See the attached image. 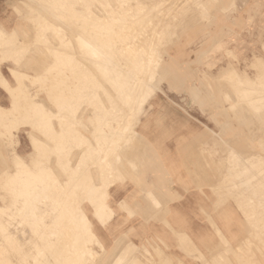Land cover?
Masks as SVG:
<instances>
[{
    "label": "rangeland",
    "instance_id": "1",
    "mask_svg": "<svg viewBox=\"0 0 264 264\" xmlns=\"http://www.w3.org/2000/svg\"><path fill=\"white\" fill-rule=\"evenodd\" d=\"M89 1L91 3L92 2L94 3L96 1L95 5H93V3L91 5V3H89L88 1H87L88 3H86V0H72V1L71 0H59V1L58 0H51V2L47 4L49 7L46 4H43L44 5L43 6V5L39 4L37 1H31V0H24V1L23 0H0V25H1V28H5L9 32L12 33V36H13V37L11 36L12 40H15V41L17 40V42L19 41L18 44H20V45L24 44V45H22L23 47L17 44L19 47L17 46L16 48H18V49L14 48L12 50L11 48H9V47L7 48L6 47V49L4 51L0 52V62L3 63V65H2V73L5 76V78L9 81L11 86H18V85L22 86L21 90L23 88V89L27 90L28 93L30 92L29 95L32 96L34 101H35V103H34L35 107L32 108V109L29 108L28 111L27 110H23L21 108H18L19 109V110H17L18 115L16 116L17 119L14 121L15 124L14 123L11 124L12 127L10 126V129L8 128L7 130H4L3 126L0 124V141H1L0 143H2V144H0V151H1L0 152V156L2 155L0 157L1 158L0 159V204H2L4 206H7L9 204L11 206L13 204V202H14V204L11 206L12 208L10 207L11 209L10 208L6 209V212L1 214V220H0V231H1V233H0V236L2 238H0V241L3 238H5V236H8V237H6L4 240H2L3 242L2 241L0 242V248L2 247L0 249V261H1L0 264H20L21 262H23L21 264H41V262L44 263V264H46V263L47 264H53V263L54 264H57V263L58 264H64V262H65V264H71V263L73 264L74 262H75L74 264H78V262H79V264H81L82 262H83V264H85V263L86 264H105V263L106 264H183L182 262H179V261L177 263L176 262L174 263V262H169V261L163 260V252L164 251L161 250L159 248V246H156V245H153V244H150L148 246H136L134 244L128 243V244H124V245H117L116 244L115 246H111V247L106 246L103 243H101L100 240L96 237V232L93 229V227H92V231L93 232L90 231L89 229H87V228H89V226L86 227L88 225V223L84 220V214L88 215V212H87L88 211L87 210L88 209L87 208L88 203H90L92 206H94L93 201L95 202L97 197L101 198L102 195H103L102 191L104 189V182H103V164L102 163H103V157H104V143H105V145H107L106 158L107 159H109V158H115L116 159L115 152L118 150L117 146L119 147L120 144H121L120 142H122L120 139H118L119 136H122V132H121V134L118 133L119 132L118 130H120L118 128L122 127V126H127V123L132 124L130 126L137 125L139 120H140V117L142 115L148 114L149 109H151V107H152L151 99L156 96L157 92L162 91L164 86H168V88H172V89L178 90L179 92H185L186 93V96H184L182 99L189 100L190 104L192 106L187 108L188 105H186V107L183 108L184 113L191 120H193L195 123H197L199 125H203L204 126V130H206V132L199 133L198 137L195 138V141L198 142V143H207V142L211 143L210 147L206 148L207 149V151H205L206 154L204 153L203 150H202V154H205L204 157H210L212 159V161H209V162L206 160L208 162L206 166L208 167V169L210 171H212V173L214 175V181H215L214 184L215 185L212 187V189L214 191V194H216V196L218 195V198H220V200L222 199L223 203L225 204L226 201L232 199L231 198V194L233 192H237L239 194L241 193L240 195L238 194V198L237 199H235V200L232 199L236 203V209L233 211L232 215L236 216L237 212H238V216H239L238 219H237V221H238V224H237L238 229L237 230L239 231L238 234L234 235L230 239L223 237L221 239L222 241L217 246H214L212 249H210L208 254H199V258L201 260L200 263L201 264H217V263H219V264H222V263L223 264H228V262L226 260L229 259V262H230L229 264H231V263L232 264H246L247 260L249 261L247 264H249V263L250 264H256L257 263V258H258L259 263H257V264H264V254H263L264 253V222H263L264 221V199H263V197H264V190H263L264 187L262 186V185H264V184H262V183H264V175H262L264 173V171H263L264 170V151H263L264 150V132H263L264 131V126H263L264 125L263 124L264 123V121H263V119H264V104H263L264 103V88H263L264 87V85H263L264 84V79L263 78L264 77L262 76L264 74V13L261 12L264 4L259 7V10H257V7H256V11H255L256 15H257V13H260V16L263 19L262 20H253V15H251V20H249L248 19V13H247V10H246L247 9V0H200V1H202V3L198 0L201 3V4L199 3V5H198V1H196V0H192L193 2L191 0H181V1L180 0H176L177 3L178 2H182L181 4L178 3L179 4L178 6H177V3H176V5H174V3L176 2L175 0H169L171 2H169L168 0H157V1H155V0L153 1L152 0V2H151V0H145L144 2H141L143 0H141V1L140 0H136V1L135 0H133V1H131V0H127V1L126 0H120V1L119 0H114L116 2H113V0H103V1L102 0H89ZM129 1H130V3H129ZM167 1L169 3L170 8H169V6H167L168 5ZM172 1H174V2H172ZM194 1H196V2H194ZM131 2H133V3H131ZM149 2H151V7H149V4H150ZM137 3L140 4L139 7H138L139 4L137 5ZM146 3H148L147 4L148 7L145 5ZM208 3H209V5H208ZM86 4L88 6H85ZM96 4L99 5V8H98V6ZM141 4H143L144 6H142ZM156 4H157V6H156ZM164 4H166L167 7ZM191 4H192V7H191ZM63 5H65V6H63ZM100 5H101L102 8L100 7ZM171 5H172V7H171ZM183 5H184L185 9L181 8V7H183ZM31 6L33 7V9H32ZM68 6H70V7H68ZM128 6L134 7V8H130ZM152 6H155V7L152 8ZM195 6H196V8H195ZM93 7H95V8L97 7L98 9H95ZM124 7H125V10H124ZM145 7H147L148 9L145 8ZM158 7H160V8H158ZM41 8L43 9V12H42ZM100 8H101V10H100ZM154 8L155 9L157 8V9L155 10ZM56 9H57V12H55ZM79 9H81V10H79ZM91 10L95 11V13L94 12L92 13ZM189 10H191V11H189ZM253 10H254V8H253V6H251V13L253 12ZM39 11H41L42 14ZM82 11L86 12L88 17L87 16L85 17V13H82ZM103 11L105 13L102 14ZM115 11H117V12H115ZM132 11L135 13V15H133L134 13H132ZM140 11H143V13L140 12ZM144 11H147V12H144ZM154 11H156L155 14H154ZM162 11H167L168 13L165 12L166 14H163L164 12L162 13ZM187 11H188V13H187ZM30 12H31V14H30ZM47 12H49L50 14H48ZM59 12L62 13V14H60ZM55 13H57V14H55ZM67 13H69V14H67ZM88 13H91V15L88 14ZM159 13H160V15H159ZM40 14L42 16H40ZM43 14L44 15L46 14L45 15L46 17ZM117 14H120V15H117ZM121 14L122 15L124 14V15L122 16ZM127 14L130 15V16H128ZM29 15H31V16L33 15L32 16L33 18L31 16H29ZM34 15H36V16H34ZM93 15H95L96 17L98 15L97 18L99 19V21ZM155 15H157L156 16L157 18L155 17ZM202 15H203V17H201ZM52 16H53V19H52ZM104 16H107L109 19H111L112 17L113 18L121 17V21H119L117 24H115L114 20H112V19L108 21V23H110V24H108V26L109 25L113 26V27H111V30H112V28H115L117 30V32L115 30H113L114 32L111 31L109 29L110 26L108 27L106 25H105V28L107 29V31L105 30V28L103 29L102 21H104V20L102 18H104ZM125 16H126V18L132 17L133 19L134 18L135 19L134 20H132V19H128L127 20L125 18ZM137 16H139V17H137ZM160 16L161 17L163 16L164 18L162 19ZM66 17H68V18H66ZM147 17L148 18L151 17V19L149 20ZM31 18H32V20H31ZM72 18H74V19L72 20ZM69 19H70V22H69ZM137 19L138 20L140 19L139 20L140 23L142 22L140 25H138L139 21ZM175 19H178V20L175 21ZM179 19H181V21ZM45 20H47V21H45ZM142 20H144L145 23L147 21V24L144 23L146 25L145 27L143 26V22L144 21H142ZM157 20H159V21H157ZM126 21H127V23H126ZM133 21L134 22L136 21V22L134 23ZM174 21H175V23H174ZM55 22H57L59 24L57 25V23H55ZM67 22L69 24H72L73 26L69 25ZM82 22H83V24H82ZM129 22H132V23L129 24ZM150 22L152 24H150ZM177 22H178V24H177ZM41 23L45 27H43ZM94 23H96V24H94ZM120 23H121V25H119ZM122 23H124V25ZM153 23H154V25H153ZM61 24L64 25L65 27L64 28L61 27L62 26ZM99 24H101V25H99ZM190 24H192V25L190 26ZM165 25H168V26L165 27ZM49 26L51 28L56 27V28H61L62 30L64 29L70 35L68 33L66 34V32H64V31H60V29L56 30V28L55 29H51L50 28V30L52 31L51 32L49 30ZM137 26H139V28H141V29H138ZM42 27L46 31L45 30L43 31ZM117 27H120V28H117ZM121 27L122 28L127 27L128 30L126 28L122 29ZM133 28H134V30H132ZM31 29L33 31H31ZM38 29L42 32L41 34H40V31ZM83 29L86 30L87 33H88V30H89L90 33L87 34ZM119 29H121L122 31L119 30ZM129 29L131 31H133V32H130ZM150 29H152L153 32H155V33H153L152 30H150ZM173 29H174V32H173ZM77 30H79L80 34L78 33ZM93 30H96L97 31L96 33H98V32L99 33L97 35H95L94 32L91 33ZM139 30H140L141 35L139 33ZM144 30H145L146 33L144 32ZM103 31L105 32V34L103 33ZM110 31H111L112 34L110 33ZM135 31H137L138 34ZM149 31H151V32L149 33ZM170 31H172L171 34H170ZM101 32H102V34H100ZM122 32H124V33H122ZM113 33H114V35H113ZM166 33H168V34H166ZM45 34H47V35H45ZM60 34H62V36L63 35H65V36H63V38H62L60 36ZM86 34H87L88 38H86L87 37V36H85ZM116 34L118 35L119 38L116 36ZM135 34H136V37H133V36H135ZM144 34H148L149 36L148 35H144ZM156 34H157V37H156ZM164 34H165V36H164ZM100 35H102V36H100ZM167 35H169V36H167ZM47 36L49 37V44L47 43L48 42V40H47L48 38L47 39L45 38ZM57 36H60V37H57ZM77 36L81 37V40ZM95 36H97V38H100V39H97V40H99L98 41L99 43L101 41H104V40H105V42L107 41V43H108V40H110L109 41L110 43L108 44L110 46L104 45L105 43L104 44H99L94 39ZM109 36L111 38H108ZM129 36H132V37L129 38ZM139 36H141V37H139ZM101 37L103 39H101ZM121 37L124 38V39L122 40ZM150 37H151L152 43H151V41L149 39ZM153 37H155V38H153ZM13 38H15V39H13ZM35 38H37L38 40H41V41L38 42L37 39L35 40ZM56 38H57V40L54 41ZM89 38L92 39V40H90ZM107 38H108V40H107ZM115 38H116V42L132 41V40L136 39V40H138L137 45L139 47L136 45V47L134 46L135 49L132 46L123 47L124 49L123 48H119V46H114L115 48H113V46L111 45V41H113V40L115 41ZM68 39L70 40L69 42L72 41V44L68 42ZM159 40H160V45H158L159 44V42H158ZM26 41L28 42V44H26L27 48H29V46L31 45L29 49H26V47H25V42ZM36 41H37V43H35ZM50 41H51V43H50ZM57 41H59V43ZM88 41L90 43L96 41V44L95 43H94V45L93 44L92 45L85 44V43H88ZM141 41H142V43H141ZM38 43H40V44H38ZM52 43H55V44H52ZM55 45H57V46H55ZM76 45H77V47H76L77 50H75V46ZM99 45L102 46V47H100ZM37 46H38V49H37ZM47 46H48V48H47ZM61 46H64L65 48L63 49ZM68 46H70V47H68ZM106 46H108V47L106 48ZM55 47H57V51L54 52ZM72 47L75 50V52L74 51L71 52L73 50ZM83 47L85 49H83ZM52 48H54V50ZM67 48H71L72 50L71 49L67 50ZM105 48H106V50H105ZM136 48H138L141 51L137 50ZM58 49L59 50L61 49V51L63 50V54H61V51L58 52L59 51ZM65 49L68 51L67 56H66V52L67 51L64 52ZM88 49H90L91 51L88 50ZM93 49H95L97 54H96V52ZM118 49H120V50H118ZM149 49H151V50L153 49V50L151 51ZM15 50H17V51L15 52ZM25 50H27V52ZM101 50L102 51L104 50L103 51L104 53ZM143 50H145V52H143ZM10 51H11V53H10ZM22 51L23 52L25 51L26 53H28V55H27L28 57L27 56L25 57L26 53L24 52V54H23ZM33 51H34V54H33ZM49 51L50 52L53 51L54 53L52 52V54H51V53H49ZM92 51H94V52H92ZM127 51H129V52H127ZM137 51H139L138 54H140V55L142 54V56H144V55L145 56L144 57H140V55L137 54ZM153 51H155V52H153ZM69 52H71V54ZM85 52H86V54L88 53L89 55H91L92 58L89 55H87V57L89 56L88 57L89 60L86 59L87 57L84 58V56H86ZM90 52H92V53H90ZM115 52L118 53V54H116ZM120 52L122 53V55H121ZM146 52L149 53V54L146 55ZM16 53H17V55H20L22 57L21 59H19L20 56H18V59L20 60V62L17 65L14 64V62L12 60H10V56H9V54L10 55L11 54L15 55ZM56 53L58 55H60V56L57 55L58 57L55 56V58L57 60L54 57L52 58V56L56 55ZM82 53H84L85 55H81ZM109 53H110V55H108ZM31 54L33 55V57H32ZM35 54H37V55H35ZM100 54H101V57L104 56V55H107V56L102 57L101 59L104 62L105 61L106 62L110 61V63L107 64L106 62L104 63L103 61H101L100 58H98V57H100ZM136 54H137V56H136ZM41 55L44 58V60H42L43 58L41 57ZM97 55H99V56H97ZM114 55L116 56V58H117V55H119L118 56V60H117L118 63H117V61L112 59V58L115 57ZM123 55H124L125 59H124ZM125 55L127 56V58L129 60L126 58ZM160 55H162L161 56L162 58L160 57ZM8 56H9V58H8ZM36 56H39V57H36ZM47 56H49V57H47ZM120 56H122V58ZM131 56H133L132 57L133 60L131 59ZM157 56H158V59H157ZM79 57H80V59H79ZM106 57L109 58V59L106 60L107 59ZM26 58H29L28 59L29 61ZM30 58H31L32 62L30 61ZM49 58L51 59V61L49 60ZM61 58H63V59H61ZM75 58H77V59H75ZM81 58L84 61H82ZM90 58H91V60L94 59L93 60L94 62L91 61ZM47 59H48V62H47ZM65 59L67 61H64ZM122 59L124 60V62L122 61ZM39 60H41V61H39ZM61 60H62V62H61ZM68 60H70V61H68ZM72 60H73V62H72ZM21 61H22V63H21ZM23 61L25 63L24 65H22ZM36 61H38L39 63L38 62L36 63ZM42 61H45V62H42ZM89 61H91V63ZM100 61L102 63H104V64H100L101 63ZM119 61H122L123 65L125 64V61H127V62L129 61L130 63L129 64L127 63V65L130 66V64H132L131 65L132 67L136 66L137 68L135 67L133 69L130 66L131 69L134 71V74H136V75H134L133 72H131L132 70H130V67H128L127 65L126 66L125 65L121 66L122 64L120 65ZM135 61H136V63H135ZM152 61H154V63ZM71 62L73 63V65H72ZM82 62H84L83 65H82ZM111 62L114 63L116 66L113 65ZM148 62H149V64H148ZM151 62H152V66L157 63V65H155V66H158V67L157 68L155 66L152 67L151 66ZM30 63H31V65H30ZM43 63H45L46 65H44ZM58 63H59V65H58ZM133 63H134V65H133ZM27 64H29V66ZM74 64L77 65V66H75ZM97 64H99V65L97 66ZM105 64H107L108 67ZM110 64H112L111 67H109ZM33 65H34V67H37V69H38V67L39 68L41 67L42 69L40 68V69L37 70L35 68L36 69L35 70L32 67ZM63 65H65L66 68ZM67 65L70 66V67H68ZM100 65H102V66H100ZM103 65H105V67L109 68L110 72H108L109 69L104 68ZM148 65L150 66V68L148 67ZM46 66H48V67H46ZM87 66H88V68H87ZM117 66H118V68L122 69V70L120 69L119 73H116V71L118 72ZM140 66H141V69H140ZM225 66L227 68H225ZM55 67L58 70L61 69L60 70L61 72L64 69L65 71H63V72L65 74H64L63 78L60 79V81H59V78H56V84H55L56 86H55L54 90L56 92H58L59 88L61 89V87H59V86H61V85L63 86L62 89H64V90H62V92L63 93L65 92V95H63L64 99L63 98L62 99L65 101L66 106H67V103L70 102V101H71V103L75 104V105H72V109H73V107L75 109H73V110L70 109L69 110L72 114H70V112L68 110H66V112L62 111L63 114L59 110H58V113L56 112L57 115L54 114V113L51 114V112H53V108L52 107H54V106H53V102H52L50 96H54L53 95L54 91L53 92L51 91L50 93L46 91L45 86H44V84H45L44 81L46 80V78L44 76H46L47 71H49L51 69H54ZM72 67H75V68L72 69ZM76 67H77V69L79 67L80 68L77 70ZM112 67H114L115 69L112 68ZM138 67H139V69H138ZM101 68L104 71L106 69V71L105 72L103 70L101 71ZM12 69L17 70L19 81L17 79H15ZM80 69H82V70H80ZM85 69H88V70L91 69V70L90 71H88V70L85 71ZM94 69L96 70V72H95ZM156 69H157V71H156ZM112 70H115V73L118 76L114 73V71L112 72ZM159 70H162V71H159ZM37 71H39V72L41 71V72L39 73ZM123 71L126 72V73H123ZM35 72H37V74ZM141 72H144V73H141ZM80 73H81V75H80ZM109 73L111 75H113V76L116 75L115 77H117V78L113 80V76L111 77V75ZM127 73H128V75L130 74L129 75L130 77L128 75H126V76L124 75V74H127ZM154 73H155V75H154ZM85 74L88 75V78L91 79V80H89ZM143 74H144V76L146 74V78L152 77V83L151 84H147V85L145 84L147 87H149V85L153 84L152 85L153 87H151L152 90H150V89H146L145 90L144 88L142 89V87H140V86H136V88H134L135 87L134 85H135V82H136L137 78L140 77V76H143ZM36 75L38 77H41V79L38 78ZM67 75H69V76H67ZM105 75H107V76H105ZM259 75H260L261 79L258 77ZM76 76H79L80 78L78 77L79 78L78 79ZM94 76H96L97 78L94 77ZM84 77H86V78H84ZM106 77L108 78V80L106 79ZM120 77H123V78L120 79ZM81 78H82V80L84 79L83 82H82L83 84L81 83V81H82ZM213 78H215V79L213 80ZM230 78H232V81H231ZM37 79H38V81H37ZM94 79H95V82L92 83V80H94ZM99 79H100V82L98 81ZM134 79H135V82H134ZM39 80H40V83H39ZM115 80H116V82L118 80V82L116 83ZM248 80H250L251 82L248 81ZM252 80H254V81H252ZM31 81L32 82L36 81V82L32 83ZM219 81L222 82V84ZM229 81H231V82H229ZM255 81H256V83H255ZM88 82L90 83L89 85H88ZM247 82H249V83H247ZM84 83H85V86H84ZM99 83H102V85L99 84ZM111 83L114 86H116L117 84H119L120 86L117 85L119 88L117 86H116L117 87L116 88ZM94 84H96V86ZM228 84L229 85L231 84V85L229 86ZM255 84H256V86H255ZM90 85H92L93 87L90 88ZM108 85L110 86L109 88H108ZM234 85H235V87L238 86V87H236L237 89H235ZM75 86H76V88H75ZM244 86H245V88L246 87L248 88V91H247V88L246 89L244 88ZM24 87H26V88H24ZM82 87H84L85 89L82 88ZM123 87L125 89H123ZM137 87H139L140 89L139 88L137 89ZM143 87H144V85H143ZM257 87H259V88H257ZM3 88H5V87L3 86V84L0 83V91L3 93V96H0V105H3L5 107H9V106L12 105L13 102H12V100L10 98V95ZM96 88L97 89L99 88L101 90H99V89L97 90ZM103 88H105V89H103ZM240 88H242V89H240ZM89 89H90L91 92H89ZM91 89H93V90H91ZM229 89H230V91L232 90L230 92L231 93L230 96H229V93H227V91H229ZM74 90L77 93L74 92ZM106 90H107V92H109L108 96L105 94V93H107ZM117 90H119V91H117ZM136 90H137V93H136ZM138 90H140V91H138ZM142 90H145L144 92H146V93L147 92L149 93L150 91H152L153 94L148 96V99L145 102L143 108L139 109L138 108V103H139V101H141L144 98L143 94H142L144 92ZM220 90H221V92H220ZM259 90H261V91L263 90V94H262L261 91L259 92ZM86 91H88V92H86ZM110 91L113 93L112 95H111ZM126 91H128V92H126ZM204 91H206V92H204ZM249 91H250V93H254L255 97L259 98V100L258 99L256 100V98L253 97L254 94L248 93ZM121 92H123V93L121 94ZM210 93H212V96H211ZM245 93L247 94L249 99H248L247 96H246L247 98L244 96V95H246ZM83 94L85 96H82ZM100 94L102 95V97H103V95L105 96V97H103L105 100L100 96ZM256 94H257V96H256ZM87 95L88 96L92 95L93 97L92 96L88 97ZM129 95H132V96H130L132 99L129 97L130 101H128L129 99H127L128 97H126V96H129ZM135 95H136V97H135ZM137 95H138V97H137ZM231 95H233V96H231ZM249 95H251L253 98L250 97ZM124 96H125L126 99L123 98ZM140 96L142 98H139ZM94 97H96V98L99 97L97 99L98 100L100 99L99 102H100V107L102 106L101 109H100V107H98L99 106L98 105L99 102L97 101V99L95 100ZM231 97L236 99V101L233 98H231ZM93 98H94V101L91 100ZM60 99H61V97H60ZM67 99H69V100H67ZM81 99H83V100L85 99V101H84L85 103ZM101 99H103V100H101ZM116 99H117V101H116ZM2 100H4V102H2ZM253 100H255L256 102L253 101ZM260 100H262V101H260ZM95 101L98 102L96 105H95ZM75 102H77L79 104L82 103V104L79 105V104H76ZM118 102L121 103V104L119 105ZM253 102H254V106H256V104L257 105L259 104L258 107L256 106L257 108H255L253 106ZM259 102H261V104H263V105L261 106V104ZM90 103H91L92 106L89 105ZM114 103L117 104V105H115ZM128 103L132 104V107H131V105L128 106L129 105ZM126 105H127V107H126ZM199 105L201 106V108H200L201 112L204 113V114H207L206 116H199L198 115L199 109H197V108L199 107ZM229 105L231 106L232 109L229 107ZM79 106L82 108V110L80 109ZM89 106L92 108L93 111L91 110V108H90V110H88ZM116 106L119 107L118 110H117ZM86 107H87V109H86ZM51 108H52V110L50 111ZM83 108H85V109H83ZM102 108H104L106 110H104ZM109 108H110L111 112L108 111ZM46 109L50 111L48 116L45 115V114H48V111ZM95 109H97L98 112ZM125 109H126V112L128 111L127 113L125 112ZM241 109L242 110L244 109L243 110L244 113L241 112L242 111ZM54 110H57V109L54 107ZM86 110H88V111H86ZM235 110H237V111H235ZM43 111H45V113H43ZM107 111H108V113H107ZM114 111H116V112H114ZM83 112H84V114H83ZM87 112H89V113H87ZM100 112H102L101 113L102 116L100 114H99L100 116L98 115V113H100ZM122 112L126 113V114L123 113L125 116H121ZM134 112L137 113L136 118L133 117ZM226 112H227V114H226ZM238 112H239V114H238ZM26 113H28V115H32L33 116L32 117L33 118V122H34V118L36 119V121L34 122L35 123L34 127L21 126L20 125L21 123H23ZM41 113H43V114H41ZM118 113H120V115H118ZM95 114H96V116H95ZM103 114H105L106 116L103 117ZM66 115H67V117H65ZM97 115H98L99 118L97 117ZM38 116H39L40 119H38ZM68 116H70L71 118L68 117ZM107 117H108V120H107ZM112 117H113V120H112ZM114 117H115V119H114ZM246 117H248L249 119L246 118ZM46 118L47 119L51 118L50 121H51L52 125L51 124H47L49 121H46L47 120ZM62 118H64V120ZM123 118H125V119L123 120ZM253 118H254V120H253ZM52 119H53V121H52ZM71 119H73V120H71ZM236 119H238V120H236ZM21 120H23V121L21 122ZM67 120H69V121H67ZM104 120H105L106 124H105V122H103ZM45 121H46V123H45ZM73 121L74 122L76 121V122L74 123ZM244 121L246 123L249 122V123H247L249 125V127H247L248 125L246 123L243 124ZM253 121L254 122L256 121V123H254ZM52 122H54V123H52ZM82 122H84V123H82ZM44 123L46 124V127H45ZM87 123L89 124L90 128H92V129L89 128ZM258 123L262 124V125H259ZM59 124L62 127H60ZM223 124H224V126H220V125H223ZM251 124H252V126H251ZM47 125L48 126L51 125L52 127L47 128ZM65 125H67L66 126L67 128H69V126H71L72 127L71 130H75V132H76L75 133L74 131H72V132H74L75 135L71 134L72 133L70 131L71 127L68 130L65 127ZM98 125H100V126H98ZM253 125L255 126V128H254ZM86 127L88 128V130L85 129ZM100 127L105 132L103 130H101ZM259 127H260V129H258ZM62 128H64V129H62ZM132 128H128L127 131L131 130ZM217 128H218L219 131L216 133V129ZM248 128L249 129L251 128V129L249 130ZM257 129H258V131H257ZM8 130H10V131L8 132ZM55 130L56 131L59 130V131L56 133ZM96 130H97V133H95ZM132 131H134V130H132ZM31 132H33L32 133L33 135L31 134ZM50 132H51V134H50ZM116 133H118V135ZM258 133H259V135H258ZM132 134L133 133L130 131L129 135H132ZM35 135H38V136H35ZM85 136H87L89 139L86 140ZM105 136H106V139H105ZM74 137L77 140L73 139ZM79 138H80V140H79ZM93 138H95L96 140L93 139ZM220 138H221V140H220ZM33 139L34 140L38 139L39 144H42V148L40 147V149H39V151L37 153H33L34 152L33 151ZM40 139H41V141H44L45 143L41 142ZM70 139H72V140H70ZM91 139H93V141H91ZM257 139L259 141H257ZM64 140H66V142ZM110 140L114 141V142L116 140L117 146L114 147V145H116L114 142H113V144L111 142V145L109 146L108 142ZM58 141H59V143H58ZM61 141L63 142L64 146L62 145ZM87 141H91V142L88 143ZM67 143L69 145H67ZM72 143L74 145L73 147H71ZM92 143L94 145H92ZM221 144H222L223 147H226V148L222 149L221 147H219ZM262 144H263V146H262ZM1 146H3V147H1ZM58 146H60V148L62 146V148H61L62 150L61 149L59 150ZM84 147H85V149H84ZM75 148L77 150H74ZM231 148L233 149V151H231L232 150ZM52 150L54 151L53 155H52ZM63 150H64V152H63ZM67 150H69V151H67ZM98 150L101 153H99ZM235 150H237V152ZM240 150H244V151L247 150L246 152H243L247 156L244 155L243 158H242L243 154L241 155L242 152H240ZM222 151L225 153V155L223 157H220L219 153H221ZM62 152L65 155V157H64V155H62ZM67 152H68V154H67ZM69 152L71 153L72 156L73 155L74 156L70 157L71 155H69L70 154ZM72 152L73 153L76 152V153L72 154ZM78 152H80V153H78ZM248 153H249L250 156H248ZM234 154H235V157H234ZM253 154H255V155H253ZM50 155L53 156V157H51ZM76 155L78 156V159L76 158ZM84 155H85V158H84ZM93 156H94V158H93ZM216 156H219V157L215 158ZM49 158H51L50 161H49ZM72 158H73V160H72ZM74 158L76 160H74ZM241 158L243 160H241ZM63 159L65 160V162H64ZM2 160H3V162H2ZM226 160H227V162H226ZM40 161H42V163ZM48 161H49L50 164L48 163ZM255 161H256V163H255ZM18 162H19V164H17ZM243 162H245V163H243ZM262 162H263V165L261 164ZM3 163L5 165H3ZM47 163L49 164L48 166H47ZM69 164H70L71 167L69 166ZM100 164H102V165H100ZM3 166H4V168H1ZM26 166H28V167H26ZM90 166H92V167H90ZM229 166H230V168H229ZM54 167H56L55 170L52 169ZM83 167H84V169H83ZM249 167H251V169ZM13 169H14V172H13ZM17 169H19L20 171L19 170L17 171ZM48 169H51V171L48 170ZM90 169L93 170V171L91 172ZM221 169H223V170H221ZM231 169H232V171H231ZM217 170H219V171L217 172ZM48 171H50V172H48ZM249 171H251V172H249ZM87 172H88V174H87ZM256 172H257V174L258 173L259 174L257 175ZM21 173H23V174L25 173V174L23 175ZM84 173H85V175H84ZM50 174H54V175L51 176ZM60 174L62 176L61 178L59 177ZM107 174H109V169L107 171ZM98 175H99V177H98L99 179L97 178ZM23 176H24V178H22ZM46 176H49V177H47L48 180H47ZM243 176H245V177H243ZM53 177H54V179L52 181L51 179ZM254 177L257 178V179H255ZM58 178H60V179H58ZM86 178H89V179L87 180ZM236 179H237V181H236ZM30 180L32 181V184L31 183H27V182H30ZM33 180H35L37 184L40 182V184H38V188L34 187L37 184L34 183L35 181H33ZM39 180H41V181H39ZM258 180H260V181H258ZM14 181H15V183H14ZM246 181H248V182H246ZM24 182H25V184H24ZM44 182H46V183H44ZM237 182L239 184V187H238ZM41 183H42V185H41ZM48 183H50V184H48ZM19 184H22L24 187L21 185V188H19L20 187ZM43 184H45V185H43ZM227 184H228V186H227ZM27 185L28 186L30 185V186L28 187ZM48 185L50 187H48ZM55 185H57V186L54 187ZM61 185H62V187L64 189L61 187ZM96 185H98V186L94 187ZM253 185L255 187H253ZM45 186H47V190L43 189ZM259 186H262V187L259 188ZM10 187H12V188H10ZM30 187L33 188V189H31ZM51 187L54 189V191H53V189L51 190L53 192H50ZM59 187L63 190L62 192H61V189L59 191H57V188H59ZM17 188H19V190ZM25 188H27V189H25ZM28 188L30 189V191L32 190L31 193H33V194L35 193L33 196L30 193V191L28 190ZM241 188H242V190H240ZM34 189H35V191H34ZM36 189H37V191H36ZM70 189H72L73 191L70 190ZM98 189H101V190L98 191ZM255 189L257 190V192H256ZM22 190H24V191L22 192ZM84 190H86L87 192L84 191ZM254 190H255V192H253ZM25 191L27 192V196L25 194L26 193ZM258 191H259V194H258ZM17 192L18 193L20 192V194L22 193L21 194L22 196L20 194L17 195L16 194ZM57 192H59V193H57ZM260 193H261V195H260ZM10 194H11L12 198H11ZM13 194H15V195H13ZM78 194L83 196L84 198L81 200L82 197L78 196ZM59 195H60V197H58ZM222 195H224V196H222ZM257 195H259V196H257ZM18 196L21 199H19ZM45 196H47L48 199H45ZM53 197H56V198H53ZM61 197H63L64 199H62ZM226 197L228 198V200H227ZM258 197H260V198H258ZM29 198H30V200H29ZM262 199H263V201H262ZM50 200H53V201H50ZM71 200H72L73 203L71 202ZM77 200H79L78 203H77ZM23 202H24V204H23ZM44 202H45L46 206L44 205ZM25 204L26 205L29 204V207L28 206L25 207ZM74 204L75 205L77 204L76 207H75ZM43 206H45V207H43ZM65 206H66V208H65ZM262 207H263V209H261ZM28 208H29V210H28ZM34 208L37 209V210H35ZM44 208H45V210H44ZM18 209L20 211H23V213L19 212ZM256 209H258V210H256ZM27 210H28V212H27ZM29 211H30V213H29ZM46 211L48 213H46ZM77 211H78V213H77ZM262 211H263V213H262ZM73 212L76 215H74ZM250 212H252V213H250ZM61 213H62V215H61ZM256 213L257 214L259 213V214L257 215ZM22 214L25 217H23ZM49 214L52 215L53 217L50 216ZM68 214L70 216H67ZM259 215H260V217H259ZM16 216H19V218L16 217ZM28 216H30V217H28ZM20 217H22V218H20ZM24 218H26V220H24ZM62 218L64 220H62ZM65 218H67L68 221ZM5 219H7V221L10 220L9 223L12 224V226L9 223H7L6 221L3 222ZM27 219H29V220H27ZM74 219H75V221H74ZM39 221H40V223H39ZM79 221H80V223H79ZM26 222H27V224H24ZM57 222H59V223H57ZM253 222H255V224H253V226H252ZM3 223H6V224H3ZM38 223H39V225H38ZM69 223H73V224H69ZM8 224H9L8 228L9 229L11 228V230H9L8 228L5 227V225H8ZM28 224H31V226L33 224L34 227L32 228L31 226H28ZM233 224H235V222H233ZM261 225L263 226V228L261 227ZM78 226H80L79 227L80 229L78 228ZM30 227L33 230L32 233H34V235L36 236V237L35 236H33V237H35L37 240H40V241H36L35 238L31 237L32 233L30 234V232L32 230L30 229ZM41 227H42V230H41ZM253 227H254V229H253ZM26 228H27V230H26ZM23 229H24V231H23V234H22V230ZM28 229H29V231H28ZM51 229H52V232L50 231ZM248 229H249V231L251 233L248 231ZM8 230H9V232H8ZM57 230H59V231H57ZM74 230H75V233H74ZM259 231L262 232V233H260ZM18 232H19V234L21 232V235L23 237L21 235L19 236ZM24 232L26 234H28V235L24 234ZM3 233H4L5 236L1 235ZM41 233H42V235H41ZM239 233H241L242 235L239 234ZM15 234L18 235V236L16 237ZM43 234H44L46 239H47V237L49 239L45 240ZM24 235L27 238V240L24 239L25 238ZM63 235H65V236H63ZM80 235H82V236H80ZM9 236H10V239H11L12 242H10ZM39 236H40V238H38ZM19 237L20 238L22 237L23 239L21 238L22 239L21 240ZM57 237L58 238L60 237V238L58 239ZM63 237H66V240H64L65 238L63 239ZM250 238H252L251 239L252 241L249 240ZM18 239H20L21 242L18 241ZM72 239H73V241H72ZM87 239H89V241ZM14 240H15V242H14ZM16 240L18 242H20V243H17ZM24 240H26V241H24ZM32 240H34L36 242V244H38V245H35V242H33ZM253 240L255 241V243H254ZM4 241H6L7 243H5ZM8 241L10 243H12L13 245L15 243V245L13 246L12 244L8 243ZM27 241H29V243ZM80 241H81V243H80ZM42 242H45V243H42ZM252 244L254 245L253 247H252ZM1 245H4V246H1ZM6 245L9 247V249H7L8 247ZM81 245H82V247H81ZM62 246H64V247L62 248ZM76 246H77L78 249H74V248H76ZM241 246H242V249H241ZM4 247L7 249V251L5 250ZM10 247H13V249L10 248ZM14 247H15V249H14ZM18 248H20V249H18ZM38 248H39V250L42 249V250H45L46 252H43V251L40 250V252H41V255H40L38 253L39 252ZM49 248L51 249L50 250V252H51L50 254H48L49 251H47ZM226 248H228V249H226ZM16 249H18V250H16ZM251 249H253L254 251L257 250L258 252H256V251L255 252H251L252 251ZM24 250H27V251L29 250V251L26 253V251H24ZM33 250H34V252H33ZM35 250H38V251L36 252ZM57 250L59 251V253H58ZM74 250L75 251L77 250V252H76L77 255L73 254ZM30 251H32V252H30ZM83 251H84V253H83ZM12 252H14V253H12ZM21 252L23 253V255H22ZM196 252H198V251H196ZM229 252L231 253L230 255H229ZM240 252H241L242 255L240 254ZM233 253H235L236 255H234ZM250 253H251V255L249 256ZM3 254L5 256H3ZM37 254H39V255H37ZM54 254H56V256H54ZM71 254H73V255H71ZM216 254H217V256H216ZM218 254H222V255H218ZM224 254H226L225 257H224ZM8 255H9L10 258L8 257ZM35 255H36V258L38 256V258H40V259H38V258H37V260L33 259V258H35L34 257ZM42 255L43 256L45 255L44 256L45 259H41V258H43ZM49 255H50V257H49ZM27 256H29V258ZM39 256H41V257H39ZM78 256H80V257L78 258ZM236 256H237V259H236ZM59 257L63 258V260H60L61 258H59ZM66 257L68 259H70V260H68V262L73 261L71 259H74V260H77V261H73V262L68 263L66 261L67 260ZM118 257H120V259ZM211 257H212V259H211ZM6 258H8L7 261H6ZM51 258H52L53 261L51 260ZM64 258H65V260H64ZM224 258H226V259H224ZM242 258L244 259V262L242 261L243 260ZM245 258H246V263H245ZM14 259H16L18 262L16 260H14ZM22 259H25V260L22 261ZM8 260L11 263H9ZM19 260L21 262H19ZM43 260H44V262H43ZM46 260L49 261L50 263L46 262ZM57 260H60V261H57ZM61 261H62V263H61Z\"/></svg>",
    "mask_w": 264,
    "mask_h": 264
},
{
    "label": "crops",
    "instance_id": "2",
    "mask_svg": "<svg viewBox=\"0 0 264 264\" xmlns=\"http://www.w3.org/2000/svg\"><path fill=\"white\" fill-rule=\"evenodd\" d=\"M263 4L264 0H247L249 20L251 15L253 20L263 19L255 12ZM261 12L264 13V5ZM163 90L151 99V109L140 117L137 125L118 128L122 132L118 137L122 145L112 162V158H106L104 143L102 208L88 203L87 216L96 237L106 246L153 244L164 251L163 260L201 264L199 254H208L223 237L230 239L238 234L239 216L238 212L232 215L235 201L231 199L224 204L214 194V175L206 166L212 159L204 157L211 143L195 141L206 130L184 113L186 105L192 106L189 100L182 99L186 93L168 86ZM200 108L199 105L198 115L206 116ZM128 128H132V135L128 134ZM219 147L226 148L222 144ZM219 154L225 155L223 151ZM108 169L112 176L107 174ZM101 198L97 197L96 203Z\"/></svg>",
    "mask_w": 264,
    "mask_h": 264
},
{
    "label": "bare ground",
    "instance_id": "3",
    "mask_svg": "<svg viewBox=\"0 0 264 264\" xmlns=\"http://www.w3.org/2000/svg\"><path fill=\"white\" fill-rule=\"evenodd\" d=\"M23 1H24V0H23ZM31 1H37V2H38L39 4H41V5H43V4H46V5H47L48 3L51 2V0H31ZM58 1H59V0H58ZM71 1H72V0H71ZM87 1H88L89 3H91L89 0H86V3H88ZM102 1H103V0H102ZM119 1H120V0H119ZM126 1H127V0H126ZM131 1H133V0H131ZM135 1H136V0H135ZM135 1H134V2H135ZM140 1H141V0H140ZM144 1H145V0H143V1H141V2H144ZM153 1H154V0H153ZM155 1H157V0H155ZM168 1H169V0H168ZM168 1H167V4H168L167 6H169ZM175 1H176V0H175ZM180 1H181V0H180ZM191 1H192V0H191ZM196 1H198V0H196ZM196 1H194V2H196ZM199 1H200V0H199ZM199 1H198V5H199L200 2L202 3V1H200V2H199ZM29 2H30V1H29ZM95 2H96V1H95ZM95 2H94V3L92 2L93 5H95ZM109 2H110V1H109ZM113 2H116V1L113 0ZM151 2H152V0H151ZM151 2H149V3H150V4H149V7H151ZM160 2H161V1H160ZM160 2H159V3H160ZM169 2H171V1H169ZM172 2H174V1H172ZM187 2H188V1H187ZM192 2H193V1H192ZM204 2H205V1H204ZM211 2H212V1H211ZM231 2H232V1H231ZM72 3H73V2H72ZM83 3H84V2H83ZM92 3H91V5H92ZM125 3H126V2H125ZM129 3H130V1H129ZM131 3H133V2H131ZM139 3H140V2H139ZM139 3H137V5H138ZM153 3H154V2H153ZM153 3H152V4H153ZM157 3H158V2H157ZM176 3H177V1L174 3V5H176ZM178 3L181 4L182 2H178ZM178 3H177V6L179 5ZM190 3H191V2H190ZM201 3H200V4H201ZM216 3H217V2H216ZM216 3H215V4H216ZM52 4H53V3H52ZM57 4H58V3H57ZM63 4H64V3H63ZM70 4H71V3H70ZM70 4H69V5H70ZM99 4H100V3H99ZM103 4H104V3H103ZM135 4H136V3H135ZM147 4H148V3H146L145 5L147 6ZM186 4H187V3H186ZM193 4H194V3H193ZM89 5H90V4H89ZM96 5H97V4H96ZM111 5H112V4H111ZM133 5H134V4H133ZM141 5L144 6L143 4H141ZM162 5H163V4H162ZM164 5L166 6V4H164ZM187 5H188V4H187ZM195 5H196V4H195ZM208 5H209V3H208ZM43 6H44V5H43ZM47 6H48V5H47ZM52 6H53V5H52ZM63 6H65V5H63ZM85 6H88V5L86 4ZM97 6H98V8H99V5H97ZM112 6H113V5H112ZM135 6H136V5H135ZM139 6H140V4L138 5V7H139ZM156 6H157V4H156ZM167 6H166V7H167ZM185 6H186V5H185ZM221 6H222V5H221ZM31 7H32V6H31ZM34 7H35V6H34ZM48 7H49V6H48ZM48 7H47V8H48ZM68 7H70V6H68ZM91 7H92V6H91ZM100 7H101V5H100ZM109 7H110V6H109ZM128 7H130V6H128ZM147 7H148V6H147ZM147 7H145V8H147ZM153 7H155V6H152V8H153ZM162 7H163V6H162ZM171 7H172V5H171ZM191 7H192V4H191ZM191 7H190V8H191ZM39 8H40V7H39ZM59 8H60V7H59ZM87 8H88V7H87ZM93 8H95V7H93ZM98 8L96 7L95 9H98ZM101 8H102V7H101ZM101 8H100V10H101ZM130 8H134V7H130ZM158 8H160V7H158ZM169 8H170V6H169ZM181 8H184V5H183V7H181ZM190 8H189V9H190ZM195 8H196V6H195ZM195 8H194V9H195ZM205 8H206V7H205ZM209 8H210V7H209ZM17 9H18V8H17ZM19 9H20V8H19ZM32 9H33V7H32ZM41 9H42V8H41ZM53 9H54V8H53ZM57 9H58V8H57ZM57 9L55 10V12H57ZM69 9H70V8H69ZM72 9H73V8H72ZM95 9H94V10H95ZM111 9H112V8H111ZM121 9H122V8H121ZM142 9H143V8H142ZM147 9H148V8H147ZM154 9H155V8H154ZM156 9H157V8H156ZM156 9H155V10H156ZM162 9H163V8H162ZM164 9H165V8H164ZM174 9H175V8H174ZM174 9H173V10H174ZM184 9H185V8H184ZM184 9H183V10H184ZM186 9H187V8H186ZM20 10H21V9H20ZM22 10H23V9H22ZM37 10H38V9H37ZM79 10H81V9H79ZM79 10H78V11H79ZM87 10H88V9H87ZM89 10H90V9H89ZM124 10H125V7H124ZM138 10H139V9H138ZM149 10H150V9H149ZM160 10H161V9H160ZM165 10H166V9H165ZM178 10H179V9H178ZM205 10H206V9H205ZM29 11H30V10H29ZM70 11H71V10H70ZM70 11H69V12H70ZM91 11H92V10H91ZM128 11H129V10H128ZM189 11H191V10H189ZM39 12L41 13V11H39ZM42 12H43V9H42ZM76 12H77V11H76ZM80 12H81V11H80ZM93 12L95 13V11H92V13H93ZM96 12H97V11H96ZM98 12H99V11H98ZM100 12H101V11H100ZM111 12H112V11H111ZM115 12H117V11H115ZM129 12H130V11H129ZM138 12H139V11H138ZM140 12L143 13V11H140ZM144 12H147V11H144ZM163 12H164V13H163ZM165 12H167V11H162L163 14H166ZM192 12H193V11H192ZM205 12H206V11H205ZM27 13H28V12H27ZM34 13H35V12H34ZM34 13H33V14H34ZM47 13L50 14L49 12H47ZM47 13H46V14H47ZM59 13H60V12H59ZM82 13H85V17L87 16L86 12H83V11H82ZM103 13H105V12L103 11L102 14H103ZM120 13H121V12H120ZM132 13H134V12L132 11ZM136 13H137V12H136ZM148 13H149V12H148ZM151 13H152V12H151ZM155 13H156V11H154V14H155ZM157 13H158V12H157ZM160 13H161V12H160ZM160 13H159V15H160ZM167 13H168V12H167ZM184 13H185V12H184ZM184 13H183V14H184ZM187 13H188V11H187ZM25 14H26V13H25ZM30 14H31V12H30ZM41 14H42V13H41ZM41 14H40V16H42ZM46 14H45V15H46ZM55 14H57V13H55ZM60 14H62V13H60ZM67 14H69V13H67ZM75 14H76V13H75ZM88 14L91 15V13H88ZM100 14H101V13H100ZM100 14H99V15H100ZM128 14H129V13H128ZM128 14H127V15H128ZM138 14H139V13H138ZM140 14H141V13H140ZM144 14H145V13H144ZM178 14H179V13H178ZM180 14H181V13H180ZM183 14H182V15H183ZM195 14H196V13H195ZM43 15H44V14H43ZM45 15H44V16H45ZM70 15H71V14H70ZM80 15H81V14H80ZM105 15H106V14H105ZM109 15H110V14H109ZM117 15H120V14H117ZM117 15H116V16H117ZM121 15H122V14H121ZM123 15H124V14H123ZM123 15H122V16H123ZM133 15H135V13H134ZM142 15H143V14H142ZM157 15H158V14H157ZM157 15H155V17H156ZM159 15H158V16H159ZM161 15H162V14H161ZM182 15H181V16H182ZM29 16H31V15H29ZM29 16H28V17H29ZM32 16H33V15H32ZM32 16H31V17H32ZM34 16H36V15H34ZM49 16H50V15H49ZM93 16H95V15H93ZM93 16H92V17H93ZM102 16H103V15H102ZM128 16H130V15H128ZM139 16H140V15H139ZM139 16H137V17H139ZM144 16H145V15H144ZM149 16H150V15H149ZM181 16H180V17H181ZM184 16H185V15H184ZM184 16H183V17H184ZM25 17H26V16H25ZM45 17H46V16H45ZM59 17H60V16H59ZM71 17H72V16H71ZM79 17H80V16H79ZM87 17H88V16H87ZM89 17H90V16H89ZM95 17H96V16H95ZM97 17H98V15H97ZM97 17H96V18H97ZM137 17H136V18H137ZM145 17H146V16H145ZM160 17H161V16H160ZM167 17H168V16H167ZM186 17H187V16H186ZM201 17H203V15H202ZM201 17H200V18H201ZM32 18H33V17H32ZM32 18H31V20H32ZM55 18H56V17H55ZM66 18H68V17H66ZM96 18H95V19H96ZM99 18H100V17H99ZM125 18H126V16H125ZM141 18H142V17H141ZM147 18H148V17H147ZM156 18H157V17H156ZM161 18L163 19L164 17L162 16ZM165 18H166V17H165ZM25 19H26V18H25ZM42 19H43V18H42ZM48 19H49V18H48ZM48 19H47V20H48ZM52 19H53V16H52ZM62 19H63V18H62ZM73 19H74V18H72V20H73ZM90 19H91V18H90ZM97 19H98V18H97ZM102 19L104 20V21H102V23H103V24H102L103 29L105 28V25L108 26V24H110V23H108V21L111 20V19L114 20V23H115V24H117L119 21H121V17H115V18L112 17L111 19H109L107 16H104V18H102ZM126 19H127V20H128V19H132V20H134L135 18L133 19L132 17H130V18H126ZM148 19L150 20L151 17H149ZM173 19H174V18H173ZM181 19H182V18H181ZM181 19H179V20L181 21ZM186 19H187V18H186ZM38 20H39V19H38ZM47 20H45V21H47ZM49 20H50V19H49ZM55 20H56V19H55ZM80 20H81V19H80ZM137 20H138V19H137ZM139 20H140V19H139ZM139 20H138V21H139ZM144 20H145V19H144ZM144 20H142V21H144ZM149 20H148V21H149ZM176 20H178V19H175V21H176ZM43 21H44V20H43ZM59 21H60V20H59ZM98 21H99V19H98ZM151 21H152V20H151ZM157 21H159V20H157ZM175 21H174V23H175ZM180 21H179V22H180ZM185 21H186V20H185ZM200 21H201V20H200ZM48 22H49V21H48ZM52 22H53V21H52ZM69 22H70V19H69ZM72 22H73V21H72ZM75 22H76V21H75ZM91 22H92V21H91ZM91 22H90V23H91ZM112 22H113V21H112ZM122 22H123V21H122ZM133 22H134V21H133ZM135 22H136V21H135ZM135 22H134V23H135ZM153 22H154V21H153ZM187 22H188V21H187ZM38 23H39V22H38ZM55 23H57V22H55ZM60 23H61V22H60ZM67 23H68V22H67ZM80 23H81V22H80ZM126 23H127V21H126ZM130 23H132V22H129V24H130ZM137 23H138V22H137ZM141 23H142V22H141ZM141 23H140V21H139V24H138V25H140ZM144 23H145V21L143 22V26L145 27V26H146L145 24H147V21H146L145 24H144ZM148 23H149V22H148ZM154 23H155V22H154ZM154 23H153V25H154ZM156 23H157V22H156ZM197 23H198V22H197ZM28 24H29V23H28ZM41 24H42V23H41ZM58 24H59V23H57V25H58ZM68 24H69V23H68ZM82 24H83V22H82ZM82 24H81V25H82ZM94 24H96V23H94ZM94 24H93V25H94ZM122 24L124 25V23H122ZM150 24H152V23L150 22ZM170 24H171V23H170ZM177 24H178V22H177ZM194 24H195V23H194ZM212 24H213V23H212ZM38 25H39V24H38ZM45 25H46V24H45ZM53 25H54V24H53ZM53 25H52V26H53ZM61 25H62V24H61ZM69 25H72V24H69ZM77 25H78V24H77ZM93 25H92V26H93ZM99 25H101V24H99ZM119 25H121V23H120ZM173 25H174V24H173ZM185 25H186V24H185ZM191 25H192V24H190V26H191ZM42 26H43V24H42ZM59 26H60V25H59ZM72 26H73V25H72ZM87 26H88V25H87ZM94 26H95V25H94ZM109 26H110V25H109ZM109 26H108V27H109ZM126 26H127V25H126ZM128 26H129V25H128ZM166 26H168V25H165V27H166ZM40 27H41V26H40ZM43 27H45V26H43ZM43 27H42V28H43ZM61 27L64 28L65 26L62 25ZM84 27H85V26H84ZM96 27H97V26H96ZM111 27H113V26H110V27H109L110 30H111ZM115 27H116V26H115ZM122 27H123V26H122ZM122 27H121V28H122ZM132 27H133V26H132ZM137 27H138V29H141V28H139V26H137ZM163 27H164V26H163ZM174 27H175V26H174ZM185 27H186V26H185ZM185 27H184V28H185ZM31 28H32V27H31ZM47 28H48V27H47ZM50 28H51V27L49 26V30H50ZM55 28H56V27L51 28V29H55ZM117 28H120V27H117ZM124 28L127 29V27H124ZM124 28H122V29H124ZM130 28H131V27H130ZM134 28H135V27H134ZM134 28H133L132 30H134ZM167 28H168V27H167ZM186 28H187V27H186ZM40 29H41V28H40ZM57 29H60V31H64V32H66L64 29L62 30L61 28H56V30H57ZM66 29H67V28H66ZM75 29H76V28H75ZM78 29H79V28H78ZM94 29H95V28H94ZM101 29H102V28H101ZM126 29H125V30H126ZM168 29H169V28H168ZM38 30H39V29H38ZM44 30H45V29L43 28V31H44ZM68 30H69V29H68ZM79 30H80V29H79ZM79 30H77L78 33H79ZM83 30H84V29H83ZM98 30H99V29H98ZM105 30L107 31L106 28H105ZM105 30H104V31H105ZM113 30H115V31L117 32V30H116L115 28H112L111 31H113ZM119 30H121V29H119ZM127 30H128V29H127ZM129 30H130V29H129ZM135 30H136V29H135ZM148 30H149V29H148ZM150 30H152V29H150ZM166 30H167V29H166ZM179 30H180V29H179ZM31 31H33V30L31 29ZM39 31H40V30H39ZM45 31H46V30H45ZM47 31H48V30H47ZM50 31H51V30H50ZM80 31H81V30H80ZM84 31L86 32V30H84ZM100 31H101V30H100ZM104 31H103V33L105 34ZM111 31H110V33H111ZM121 31H122V30H121ZM142 31H143V30H142ZM177 31H178V30H177ZM177 31H176V32H177ZM51 32H52V31H51ZM82 32H83V31H82ZM82 32H81V33H82ZM93 32H94L95 35H97V34L99 33V32L96 33V32H97L96 30H93L91 33H93ZM113 32H114V31H113ZM116 32H115V33H116ZM125 32H126V31H125ZM130 32H133V31L130 30ZM135 32H137V31H135ZM144 32H145V30H144ZM150 32H151V31H149V33H150ZM152 32H153V30H152ZM168 32H169V31H168ZM171 32H172V31H170V34H171ZM173 32H174V29H173ZM41 33H42V32L40 31V34H41ZM45 33H46V32H45ZM57 33H58V32H57ZM60 33H61V32H60ZM67 33H68V32H66V34H67ZM86 33H87V32H86ZM88 33H90L89 30H88ZM88 33H87V34H88ZM122 33H124V32H122ZM127 33H128V32H127ZM127 33H126V34H127ZM139 33H140V30H139ZM142 33H143V32H142ZM145 33H146V32H145ZM153 33H155V32H153ZM32 34H33V33H32ZM43 34H44V33H43ZM68 34H69V33H68ZM72 34H73V33H72ZM79 34H80V33H79ZM83 34H84V33H83ZM87 34H86L85 36H87ZM100 34H102V32H101ZM111 34H112V33H111ZM118 34H119V33H118ZM137 34H138V32H137ZM162 34H163V33H162ZM166 34H168V33H166ZM176 34H177V33H176ZM45 35H47V34H45ZM50 35H51V34H50ZM53 35H54V34H53ZM69 35H70V34H69ZM108 35H109V34H108ZM113 35H114V33H113ZM113 35H112V36H113ZM140 35H141V33H140ZM144 35H148V34H144ZM158 35H159V34H158ZM11 36H12V33L9 32V31H8L7 29H5V28H1V25H0V52L4 51V50L6 49V47H7V48H8V47L11 48L12 50H13L14 48H15V49H18V48H16V47H17L18 45H20V44H18L19 41L17 42V40H16V41H15V40H12V37H13V36H12V37H11ZM31 36H32V35H31ZM60 36L63 38V36H65V35L62 36V34H60ZM60 36H57V37H60ZM67 36H68V35H67ZM72 36H73V35H72ZM89 36H90V35H89ZM100 36H102V35H100ZM104 36H105V35H104ZM116 36L118 37L117 34H116ZM120 36H121V35H120ZM123 36H124V35H123ZM148 36H149V35H148ZM162 36H163V35H162ZM164 36H165V34H164ZM167 36H169V35H167ZM172 36H173V35H172ZM14 37H15V36H14ZM55 37H56V36H55ZM70 37H71V36H70ZM77 37H79V36H77ZM92 37H93V36H92ZM130 37H132V36H129V38H130ZM133 37H136V34H135V36H133ZM139 37H141V36H139ZM156 37H157V34H156ZM45 38H46V39L48 38V39H47V40H48L47 43L49 44V37L47 36V37H45ZM52 38H53V37H52ZM72 38H73V37H72ZM75 38H76V37H75ZM86 38H88V36H87ZM108 38H111V37L109 36ZM108 38H107V40H108ZM118 38H119V37H118ZM118 38H117V39H118ZM145 38H146V37H145ZM153 38H155V37H153ZM178 38H179V37H178ZM13 39H15V38H13ZM36 39H37V38H35V40H36ZM79 39L81 40V37H79ZM89 39H90V38H89ZM94 39L98 42L99 40H97V39H100V38H97V36H95ZM101 39H103V38L101 37ZM121 39L123 40L124 38L121 37ZM149 39H150V41H151V37H150ZM172 39H173V38H172ZM172 39H171V40H172ZM43 40H44V39H43ZM56 40H57V38H56L54 41H56ZM90 40H92V39H90ZM112 40H113V39H112ZM118 40H119V39H118ZM142 40H143V39H142ZM160 40H161V39H160ZM160 40L158 41V42H159L158 45H160ZM37 41L40 42L41 40H38V39H37ZM37 41H36L35 43H37ZM52 41H53V40H52ZM69 41H70V40L68 39V42H69ZM93 41H94V40H93ZM96 41H95V42H91V43L88 41V43H85V44H88V45H89V44H90V45L93 44V45H94V43L96 44ZM109 41H110V40H108V43H107V41L105 42V40H104V41H101L100 43H99V42H98V43H99V44H104V43H105L104 45H108V44L110 43ZM26 42H27V41H26ZM26 42H25V47H26V49H29L31 45H30V46L28 45L29 48H27L26 44H28V42H27V43H26ZM42 42H43V41H42ZM57 42L59 43V41H57ZM73 42H74V41H73ZM85 42H86V41H85ZM137 42H138V40H136V39H134V40H132V41H121V42H116V38H115V41H114V40L111 41V45L113 46V48H115L114 46H119V48L130 47V46H132V47L134 48V46L136 47ZM139 42H140V41H139ZM146 42H147V41H146ZM156 42H157V41H156ZM30 43H31V42H30ZM32 43H33V42H32ZM50 43H51V41H50ZM58 43H57V44H58ZM64 43H65V42H64ZM69 43L72 44V41L69 42ZM81 43H82V42H81ZM81 43H80V44H81ZM83 43H84V42H83ZM98 43H97V44H98ZM141 43H142V41H141ZM143 43H144V42H143ZM151 43H152V41H151ZM17 44H18V45H17ZM38 44H40V43H38ZM52 44H55V43H52ZM61 44H62V43H61ZM74 44H75V43H74ZM138 44H139V43H138ZM22 45H24V44H22ZM22 45H20V46H22ZM50 45H51V44H50ZM62 45H63V44H62ZM139 45H140V44H139ZM151 45H152V44H151ZM154 45H155V44H154ZM162 45H163V44H162ZM33 46H34V45H33ZM45 46H46V45H45ZM51 46H52V45H51ZM55 46H57V45H55ZM70 46H71V45H70ZM70 46H68V47H70ZM78 46H79V45H78ZM80 46H81V45H80ZM85 46H86V45H85ZM95 46H96V45H95ZM97 46H98V45H97ZM99 46H100V45H99ZM108 46H110V45H108ZM108 46H106V48H107ZM112 46H111V47H112ZM137 46H138V45H137ZM140 46H141V45H140ZM18 47H19V46H18ZM22 47H23V46H22ZM34 47H35V46H34ZM53 47H54V46H53ZM61 47H62L63 49L65 48L64 46H61ZM73 47H74V46H73ZM73 47H72V49H73ZM76 47H77V45L75 46V50H77ZM87 47H88V46H87ZM100 47H102V46H100ZM104 47H105V46H104ZM104 47H103V48H104ZM138 47H139V46H138ZM151 47H152V46H151ZM154 47H155V46H154ZM20 48H21V47H20ZM41 48H42V47H41ZM47 48H48V46H47ZM50 48H51V47H50ZM59 48H60V47H59ZM62 48H61V49H62ZM79 48H80V47H79ZM93 48H94V47H93ZM106 48H105V50H106ZM146 48H147V47H146ZM37 49H38V46H37ZM44 49H45V48H44ZM52 49L54 50V48H52ZM61 49H60V50L58 49V50H59L58 52H60ZM70 49H71V48H67V50H70ZM72 49H71V50H72ZM80 49H81V48H80ZM83 49H85V48L83 47ZM86 49H87V48H86ZM95 49H96V48H95ZM95 49H93V50L95 51ZM101 49H102V48H101ZM123 49H124V48H123ZM134 49H135V48H134ZM136 49L139 50L138 48H136ZM140 49H141V48H140ZM142 49H143V48H142ZM19 50H20V49H19ZM49 50H50V49H49ZM67 50L65 49L64 52L67 51ZM75 50L73 49L71 52H73V51L75 52ZM88 50H90V49H88ZM88 50H87V51H88ZM108 50H109V49H108ZM108 50H107V51H108ZM112 50H113V49H112ZM114 50H115V49H114ZM118 50H120V49H118ZM121 50H122V49H121ZM127 50H128V49H127ZM149 50H151V49H149ZM149 50H148V51H149ZM152 50H153V49H152ZM152 50H151V51H152ZM154 50H155V49H154ZM16 51H17V50H15V52H16ZM25 51L27 52V50H25ZM25 51H24V52H25ZM43 51H44V50H43ZM55 51H57V47H55L54 52H55ZM90 51H91V50H90ZM94 51H92V52H94ZM101 51H102V50H101ZM103 51H104V50H103ZM103 51H102V52H103ZM107 51H106V52H107ZM109 51H110V50H109ZM109 51H108V52H109ZM131 51H132V50H131ZM135 51H136V50H135ZM139 51H141V50H139ZM139 51H137V54H138ZM146 51H147V50H146ZM20 52H21V51H20ZM22 52H23V51H22ZM24 52H23V54H24ZM26 52H25V53H26ZM31 52H32V51H31ZM40 52H41V51H40ZM52 52H53V51H51V52L49 51V53H51V54H52ZM54 52H53V53H54ZM71 52H69V53L71 54ZM92 52H90V53H92ZM95 52H96V51H95ZM117 52H118V51H117ZM127 52H129V51H127ZM143 52H145V50H143ZM153 52H155V51H153ZM153 52H152V53H153ZM164 52H165V51H164ZM10 53H11V51H10ZM36 53H37V52H36ZM100 53H101V52H100ZM103 53H104V52H103ZM111 53H112V52H111ZM115 53H116V52H115ZM120 53H121V52H120ZM123 53H124V52H123ZM150 53H151V52H150ZM19 54H20V53H19ZM21 54H22V53H21ZM33 54H34V51H33ZM39 54H40V53H39ZM61 54H63V50L61 51ZM67 54H68V51L66 52V56H67ZM72 54H73V53H72ZM85 54H86V52H85ZM85 54L82 53L81 55H85ZM96 54H97V52H96ZM112 54H113V53H112ZM116 54H118V53H116ZM126 54H127V53H126ZM137 54H136V56H137ZM148 54H149V53L146 52V55H148ZM201 54H202V53H201ZM27 55H28V53H26L25 57H26ZM31 55H32V54H31ZM31 55H30V56H31ZM35 55H37V54H35ZM57 55H58V54L56 53V55H54V56L51 55V56H52V58H53V57L55 58V56H57ZM87 55H89V54L87 53L86 56H84V58L87 57ZM93 55H94V54H93ZM108 55H110V53H109ZM121 55H122V53H121ZM128 55H129V54H128ZM138 55H140V54H138ZM162 55H163V54H162ZM162 55H160V57H161ZM9 56H10V60H12V61L14 62V64H16V65L19 64V62H20L19 59L22 58L20 55H17V53H16L15 55H13V54L10 55V54H9ZM9 56H8V58H9ZM18 56H20L19 59H18ZM58 56H60V55H58ZM58 56H57V57H58ZM69 56H70V55H69ZM89 56L91 57V55H89ZM89 56H88V57H89ZM97 56H99V55H97ZM104 56H107V55H104ZM104 56H102V57H104ZM112 56H113V55H112ZM114 56H115V55H114ZM118 56H119V55H117V58H116V56H115L114 58H112V57H111V58L114 59L115 61H117V60H118ZM125 56H126V55H125ZM144 56H145V55H144ZM144 56H142V54L140 55V57H144ZM27 57H28V56H27ZM32 57H33V55H32ZM36 57H39V56H36ZM41 57H42V55H41ZM47 57H49V56H47ZM88 57H87L86 59L89 60ZM102 57H101V54H100V57H98V58H100V60L103 61V60L101 59ZM120 57L122 58V56H120ZM123 57H124V55H123ZM129 57H130V56H129ZM132 57H133V56H131V59H132ZM146 57H147V56H146ZM146 57H145V58H146ZM153 57H154V56H153ZM160 57H159V58H160ZM23 58H24V57H23ZM42 58H43V57H42ZM50 58H51V57H50ZM50 58H49V60L51 61L52 58H51V59H50ZM64 58H65V57H64ZM67 58H68V57H67ZM73 58H74V57H73ZM91 58H92V57H91ZM91 58H90V60H91ZM106 58H107V57H106ZM115 58H116V59H115ZM126 58H127V56H126ZM154 58H155V57H154ZM161 58H162V57H161ZM26 59L28 60L29 58H26ZM55 59H56V58H55ZM58 59H59V58H58ZM61 59H63V58H61ZM69 59H70V58H69ZM71 59H72V58H71ZM75 59H77V58H75ZM79 59H80V57H79ZM79 59H78V60H79ZM108 59H109V58H107L106 60H108ZM119 59H120V58H119ZM124 59H125V57H124ZM127 59H128V58H127ZM134 59H135V58H134ZM137 59H138V58H137ZM157 59H158V56H157ZM257 59H258V58H257ZM27 60H26V61H27ZM42 60H44V58H43ZM56 60H57V59H56ZM81 60H82V58H81ZM88 60H87V61H88ZM93 60H94V59H93ZM93 60H91V61H93ZM97 60H98V59H97ZM97 60H96V61H97ZM120 60H121V59H120ZM128 60H129V59H128ZM132 60H133V59H132ZM153 60H154V59H153ZM259 60H260V59H259ZM26 61H25V62H26ZM28 61H29V60H28ZM30 61L32 62L31 58H30ZM39 61H41V60H39ZM64 61H67V60L65 59ZM64 61H63V62H64ZM68 61H70V60H68ZM79 61H80V60H79ZM79 61H78V62H79ZM82 61H84V60H82ZM91 61H89V62L91 63ZM96 61H95V62H96ZM101 61H100V62H101ZM122 61L124 62L123 59H122ZM122 61H119V64H120V65L122 64L121 66H124V65L126 66L127 63H128V64L130 63L129 61H128V62L125 61V64L123 65V62H122ZM140 61H141V60H140ZM155 61H156V60H155ZM37 62H38V61H36V63H37ZM42 62H45V61H42ZM47 62H48V59H47ZM55 62H56V61H55ZM57 62H58V61H57ZM61 62H62V60H61ZM72 62H73V60H72ZM72 62H71V63H72ZM80 62H81V61H80ZM80 62H79V63H80ZM93 62H94V61H93ZM103 62H104V61H103ZM105 62H106V61H105ZM105 62H104V63H105ZM141 62H142V61H141ZM143 62H144V61H143ZM145 62H146V61H145ZM152 62L154 63V61H152ZM152 62H151V66H152ZM156 62H157V61H156ZM21 63H22V61H21ZM38 63H39V62H38ZM52 63H53V62H52ZM66 63H67V62H66ZM69 63H70V62H69ZM69 63H68V64H69ZM83 63H84V62H82V65H83ZM86 63H87V62H86ZM97 63H98V62H97ZM104 63L101 62L100 64H104ZM106 63L109 64L110 61H107ZM111 63H112V62H111ZM117 63H118V61H117ZM135 63H136V61H135ZM24 64H25V63H24V61H23V64H22V65H24ZM32 64H33V63H32ZM43 64L46 65L45 63H43ZM47 64H48V63H47ZM107 64H105V65L107 66ZM112 64L115 65L114 63H112ZM112 64H110L109 67H111ZM140 64H141V63H140ZM148 64H149V62H148ZM260 64H261V63H260ZM2 65H3V63L0 62V83L3 84V86L5 87V88H3V89H4V90L10 95V98H11V100H12V102H13L12 105L9 106V107H5V106H3V105H0V124L3 126L4 130H7L8 128L10 129L11 124H13L14 121L17 119L16 116L18 115V112H17V110H19L18 108H21V109H23V110H27V111H28L29 108L32 109V108L35 107V104H34L35 101H34L33 97L29 95L30 92L28 93V91L25 90V89H23V88H22V90H21V87H22V86H19V85H18V86H11V85H10L9 81L5 78V76H4L3 73H2ZM20 65H21V64H20ZM27 65L29 66V64H27ZM30 65H31V63H30ZM55 65H56V64H55ZM58 65H59V63H58ZM70 65H71V64H70ZM72 65H73V63H72ZM72 65H71V66H72ZM74 65H75V64H74ZM79 65H80V64H79ZM98 65H99V64H97V66H98ZM105 65H103L104 68L109 69V68H107L108 66L105 67ZM131 65H132V64H130V66H131ZM133 65H134V63H133ZM141 65H142V64H141ZM155 65H157V63H156ZM155 65H153V66H155ZM35 66H36V65H35ZM41 66H42V65H41ZM61 66H62V65H61ZM63 66L65 67V65H63ZM67 66H68V65H67ZM75 66H77V65H75ZM80 66H81V65H80ZM88 66H89V65H88ZM88 66H87V68H88ZM100 66H102V65H100ZM115 66H116V65H115ZM127 66L130 67L129 65H127ZM142 66H143V65H142ZM153 66H152V67H153ZM23 67H24V66H23ZM32 67H33L34 69H35V68L37 69V67H34V65H33ZM46 67H48V66H46ZM68 67H70V66H68ZM85 67H86V66H85ZM131 67H132V66H131ZM131 67H130V70H132V69L135 68L136 66L132 67V69H131ZM148 67L150 68L149 65H148ZM155 67L157 68L158 66H155ZM161 67H162V66H161ZM229 67H230V66H229ZM40 68H41V67H40ZM40 68L38 67V69H40ZM65 68H66V67H65ZM74 68H75V67H72V69H74ZM79 68H80V67H79ZM79 68H78V69H79ZM82 68H83V67H82ZM89 68H90V67H89ZM112 68H114V67H112ZM117 68H118V66H117ZM123 68H124V67H123ZM136 68H137V67H136ZM159 68H160V67H159ZM25 69H26V68H25ZM28 69H29V68H28ZM30 69H31V68H30ZM36 69H35V70H36ZM38 69H37V70H38ZM41 69H42V68H41ZM69 69H70V68H69ZM76 69H77V67H76ZM78 69H77V70H78ZM97 69H98V68H97ZM106 69H105V71H106ZM114 69H115V68H114ZM120 69H121V68H118V69H117L118 72L116 71V73H119V72H120ZM126 69H127V68H126ZM138 69H139V67H138ZM140 69H141V66H140ZM142 69H143V68H142ZM152 69H153V68H152ZM165 69H166V68H165ZM60 70H61V69H60ZM60 70H58V69L55 67L54 69H51V70L47 71L46 76H44V77L46 78V80L44 81V83H45L44 86H45L46 91L49 92V93H50L51 91H52V92L54 91V94H53L54 96H50V97H51V100H52V102H53V106H54L57 110H54V107H52V108H53V112H51V114H52V113L56 114V112L58 113V110H59L60 112H62V111H65V112H66V110L69 111L70 109H72V105H75L74 103H71V101H70V102L67 103V106H66V103H65V101L63 100V99H64L63 95H65V92H64V93L62 92V90H64V89H62V88H63L62 85L59 86V87H61V89L59 88V91H58V92H56V91L54 90V89H55V86H56V85H55V84H56V78H59V81H60V79L63 78V76H64V74H65V73L63 72V71H65L64 69H63L62 72H61ZM80 70H82V69H80ZM83 70H84V69H83ZM86 70H88V69H85V71H86ZM90 70H91V69H90ZM90 70H88V71H90ZM94 70H95V69H94ZM102 70H103V69L101 68V71H102ZM121 70H122V69H121ZM12 71H13V75H14L15 79H17V80L19 81V77H18L17 70L12 69ZM41 71H42V70H41ZM41 71H40V72H41ZM103 71H104V70H103ZM105 71H104V72H105ZM107 71H108V70H107ZM113 71H114V73H115V70H112V72H113ZM128 71H129V70H128ZM146 71H147V70H146ZM156 71H157V69H156ZM156 71H155V72H156ZM159 71H162V70H159ZM226 71H227V70H226ZM33 72H34V71H33ZM37 72H39V71H37ZM37 72H35V73L37 74ZM40 72H39V73H40ZM73 72H74V71H73ZM75 72H76V71H75ZM82 72H83V71H82ZM92 72H93V71H92ZM95 72H96V70H95ZM95 72H94V73H95ZM108 72H110V69H109ZM108 72H107V73H108ZM112 72H111V73H112ZM121 72H122V71H121ZM129 72H130V71H129ZM131 72H133V74H134V71H133V70H132ZM167 72H168V71H167ZM227 72H228V71H227ZM76 73H77V72H76ZM89 73H90V72H89ZM116 73H115V74H116ZM123 73H126V72L123 71ZM141 73H144V72H141ZM156 73H157V72H156ZM244 73H245V72H244ZM20 74H21V73H20ZM86 74H87V73H86ZM86 74H85V75H86ZM90 74H91V73H90ZM90 74H89V75H90ZM109 74H110V73H109ZM131 74H132V73H131ZM233 74H234V73H233ZM73 75H74V74H73ZM80 75H81V73H80ZM96 75H97V74H96ZM110 75H111V74H110ZM116 75H117V74H116ZM116 75H114V76L111 75V77L113 76V80L117 78V77H115ZM124 75L126 76V75H128V73H127V74H124ZM124 75H123V76H124ZM129 75H130V74H129ZM129 75H128V76H129ZM134 75H136V74H134ZM154 75H155V73H154ZM222 75H223V74H222ZM238 75H239V74H238ZM261 75H262V74H261ZM25 76H26V75H25ZM36 76H37V75H36ZM67 76H69V75H67ZM86 76H87V78H88V75H86ZM105 76H107V75H105ZM117 76H118V75H117ZM119 76H120V75H119ZM121 76H122V75H121ZM128 76H127V77H128ZM148 76H149V75H148ZM262 76L264 77V74H263ZM23 77H24V76H23ZM37 77H38V76H37ZM76 77L78 78L79 76H76ZM91 77H92V76H91ZM94 77H96V76H94ZM114 77H115V78H114ZM129 77H130V76H129ZM157 77H158V76H157ZM228 77H229V76H228ZM258 77L261 79L260 75H259ZM35 78H36V77H35ZM38 78L41 79V77H38ZM66 78H67V77H66ZM69 78H70V77H69ZM69 78H68V79H69ZM79 78H80V77H79ZM79 78H78V79H79ZM84 78H86V77H84ZM96 78H97V77H96ZM109 78H110V77H109ZM118 78H119V77H118ZM121 78H123V77H120V79H121ZM132 78H133V77H132ZM132 78H131V79H132ZM237 78H238V77H237ZM88 79H89V78H88ZM106 79L108 80L107 77H106ZM126 79H127V78H126ZM155 79H156V78H155ZM230 79H231V81H232V78H230ZM263 79H264V78H263ZM33 80H34V79H33ZM42 80H43V79H42ZM65 80H66V79H65ZM81 80H82V78H81ZM83 80H84V79H83ZM83 80L81 81V83L83 82ZM89 80H91V79H89ZM217 80H218V79H217ZM226 80H227V79H226ZM242 80H243V79H242ZM37 81H38V79H37ZM62 81H63V80H62ZM77 81H78V80H77ZM98 81L100 82V79H99ZM127 81H128V80H127ZM130 81H131V80H130ZM162 81H163V80H162ZM222 81H223V80H222ZM231 81H229V82H231ZM243 81H244V80H243ZM248 81H250V80H248ZM252 81H254V80H252ZM259 81H260V80H259ZM259 81H258V82H259ZM262 81H263V80H262ZM4 82H5V83H4ZM31 82H32V81H31ZM34 82H36V81H34ZM34 82H32V83H34ZM93 82H95V79L92 80V83H93ZM115 82H116V80H115ZM117 82H118V80H117ZM117 82H116V83H117ZM134 82H135V79H134ZM154 82H155V81H154ZM219 82H220V81H219ZM223 82H224V81H223ZM225 82H226V81H225ZM235 82H236V81H235ZM235 82H234V83H235ZM237 82H238V81H237ZM250 82H251V81H250ZM258 82H257V83H258ZM39 83H40V80H39ZM63 83H64V82H63ZM128 83H129V82H128ZM151 83H152V77H150V78H149V77L146 78V74H145V76H144V74H143V76H140V77L137 78V80H136V82H135V85H134V86H135L134 88H136V86H140V87H142V89L144 88L145 90H146V89H150V90H152L151 87H153V86H152L153 84H152V85H149V87L146 86L147 84H151ZM220 83L222 84V82H220ZM232 83H233V82H232ZM247 83H249V82H247ZM255 83H256V81H255ZM20 84H21V83H20ZM76 84H77V83H76ZM82 84H83V83H82ZM89 84H90V83L88 82V85H89ZM99 84L102 85V83H99ZM111 84H112V83H111ZM121 84H122V83H121ZM132 84H133V83H132ZM145 84H146V85H145ZM223 84H224V83H223ZM259 84H260V83H259ZM262 84H263V83H262ZM21 85H22V84H21ZM65 85H66V84H65ZM68 85H69V84H68ZM78 85H79V84H78ZM94 85L96 86V84H94ZM112 85H113V84H112ZM117 85H119V84H117ZM117 85H116V86H117ZM123 85H124V84H123ZM123 85H122V86H123ZM143 85H144V87H143ZM228 85H229V84H228ZM230 85H231V84H230ZM230 85H229V86H230ZM243 85H244V84H243ZM263 85H264V84H263ZM84 86H85V83H84ZM104 86H105V85H104ZM113 86H114V85H113ZM116 86H114V87H116ZM119 86H120V85H119ZM255 86H256V84H255ZM255 86H254V87H255ZM257 86H258V85H257ZM80 87H81V86H80ZM92 87H93V86L90 85V88H92ZM99 87H100V86H99ZM102 87H103V86H102ZM105 87H106V86H105ZM109 87H110V86L108 85V88H109ZM117 87H118V86H117ZM117 87H116V88H117ZM124 87H125V86H124ZM124 87H123V89H125ZM126 87H127V86H126ZM227 87H228V86H227ZM234 87H235V85H234ZM234 87H233V88H234ZM236 87H238V86H236ZM236 87H235V89H237ZM239 87H240V86H239ZM262 87H263V86H262ZM24 88H26V87H24ZM29 88H30V87H29ZM75 88H76V86H75ZM75 88H74V89H75ZM82 88H84V87H82ZM118 88H119V87H118ZM121 88H122V87H121ZM138 88H139V87H137V89H138ZM228 88H229V87H228ZM244 88H245V86H244ZM246 88H247V87H246ZM246 88H245V89H246ZM257 88H259V87H257ZM260 88H261V87H260ZM263 88H264V87H263ZM56 89H57V88H56ZM71 89H72V88H71ZM84 89H85V88H84ZM86 89H87V88H86ZM96 89H97V88H96ZM98 89H99V88H98ZM98 89H97V90H98ZM103 89H105V88H103ZM110 89H111V88H110ZM139 89H140V88H139ZM240 89H242V88H240ZM255 89H256V88H255ZM261 89H262V88H261ZM75 90H76V89H75ZM75 90H74V92H76ZM91 90H93V89H91ZM94 90H95V89H94ZM99 90H101V89H99ZM130 90H131V89H130ZM132 90H133V89H132ZM145 90H142V91L144 92ZM249 90H250V89H249ZM252 90H253V89H252ZM78 91H79V90H78ZM117 91H119V90H117ZM138 91H140V90H138ZM225 91H226V90H225ZM231 91H232V90H231ZM231 91H230V89H229V91H227V93H229V96H230V94H231V93H230ZM247 91H248V88H247ZM255 91H256V90H255ZM260 91H261V90H259V92H260ZM55 92H56V93H55ZM84 92H85V91H84ZM86 92H88V91H86ZM89 92H91L90 89H89ZM97 92H98V91H97ZM104 92H105V91H104ZM106 92H107V90H106ZM110 92H111V91H110ZM126 92H128V91H126ZM132 92H133V91H132ZM134 92H135V91H134ZM204 92H206V91H204ZM220 92H221V90H220ZM241 92H242V91H241ZM256 92H257V91H256ZM261 92H262V94H263V90H262ZM39 93H40V92H39ZM76 93H77V92H76ZM80 93H81V92H80ZM82 93H83V92H82ZM122 93H123V92H121V94H122ZM136 93H137V90H136ZM248 93H250V91H249ZM51 94H52V93H51ZM85 94H86V93H85ZM90 94H91V93H90ZM105 94L108 96L109 92H107V93H105ZM112 94H113V93L111 92V95H112ZM118 94H119V93H118ZM142 94H143V97H144V98H143L141 101H139V103H138V108H139V109H140V108H141V109L143 108L145 102H146L147 99H148V96L152 95L153 92H152V91H150L149 93H148V92H147V93L144 92V93H142ZM210 94H211V96H212V93H210ZM239 94H240V93H239ZM245 94H246V93H245ZM250 94H254V93H250ZM76 95H77V94H76ZM79 95H80V94H79ZM119 95H120V94H119ZM127 95H128V94H127ZM225 95H226V94H225ZM241 95H242V94H241ZM77 96H78V95H77ZM80 96H81V95H80ZM82 96H85V95L83 94ZM87 96H88V95H87ZM91 96H92V95H89L88 97H91ZM94 96H95V95H94ZM100 96L102 97L101 94H100ZM109 96H110V95H109ZM121 96H122V95H121ZM130 96H132V95L126 96V97H128L127 99H129ZM145 96H146V97H145ZM223 96H224V95H223ZM231 96H233V95H231ZM244 96L246 97L247 94L244 95ZM249 96L252 97L251 95H249ZM256 96H257V94H256ZM262 96H263V95H262ZM57 97H58V98H57ZM60 97H61V99H60ZM74 97H75V96H74ZM88 97H87V98H88ZM92 97H93V96H92ZM103 97H105V96L103 95ZM103 97H102V98H103ZM112 97H113V96H112ZM135 97H136V95H135ZM137 97H138V95H137ZM245 97H244V98H245ZM247 97H248V96H247ZM247 97H246V98H247ZM253 97H255V94L253 95ZM253 97H252V98H253ZM62 98H63V99H62ZM84 98H85V97H84ZM87 98H86V99H87ZM94 98H95V100H96V99L99 98V97H97V98L94 97ZM94 98L91 99V100L94 101ZM107 98H108V97H107ZM110 98H111V97H110ZM118 98H119V97H118ZM123 98H125V96H124ZM130 98H131V97H130ZM139 98H142V97L140 96ZM231 98H233V97H231ZM244 98H243V99H244ZM255 98H256V97H255ZM76 99H77V98H76ZM78 99H79V98H78ZM103 99H104V98H103ZM103 99H101V100H103ZM125 99H126V98H125ZM131 99H132V98H131ZM233 99H234V98H233ZM248 99H249V97H248ZM257 99L259 100V98H256V100H257ZM260 99H261V98H260ZM67 100H69V99H67ZM81 100H83V99H81ZM89 100H90V99H89ZM91 100H90V101H91ZM99 100H100V99H99ZM99 100L97 99L98 102H99ZM104 100H105V99H104ZM234 100L236 101V99H234ZM246 100H247V99H246ZM262 100H263V99H262ZM262 100H260V101H262ZM73 101H74V100H73ZM84 101H85V99L83 100V102H84ZM97 101H95V105L98 103ZM116 101H117V99H116ZM116 101H115V102H116ZM126 101H127V100H126ZM128 101H130V99H129ZM235 101H234V102H235ZM244 101H245V100H244ZM250 101H251V100H250ZM253 101H255V100H253ZM88 102H89V101H88ZM110 102H111V101H110ZM113 102H114V101H113ZM246 102H247V101H246ZM246 102H245V103H246ZM248 102H249V101H248ZM255 102H256V101H255ZM257 102H258V101H257ZM75 103H76V104H79V103H77V102H75ZM84 103H85V102H84ZM126 103H127V102H126ZM259 103L261 104V102H259ZM46 104H47V103H46ZM81 104H82V103H80L79 105H81ZM114 104H115V103H114ZM118 104L120 105L121 103L118 102ZM128 104H129L128 106L131 105V107H132V104H130V103H128ZM250 104H251V103H250ZM263 104H264V103H263ZM263 104H261V106H262ZM47 105H48V104H47ZM84 105H85V104H84ZM89 105H91V103H90ZM98 105H99L98 107H100V102L98 103ZM106 105H107V104H106ZM106 105H105V106H106ZM115 105H117V104H115ZM119 105H118V106H119ZM185 105H186V104H185ZM241 105H242V104H241ZM251 105H252V104H251ZM258 105H259V104H258ZM258 105L256 104L257 107H258ZM76 106H77V105H76ZM76 106H75V107H76ZM91 106H92V105H91ZM122 106H123V105H122ZM236 106H237V105H236ZM253 106H254V102H253ZM256 106H254V107L257 108ZM49 107H50V106H49ZM79 107H80V106H79ZM94 107H95V106H94ZM101 107H102V106H101ZM101 107H100V109H101ZM108 107H109V106H108ZM116 107H117V106H116ZM126 107H127V105H126ZM226 107H227V106H226ZM229 107L231 108L230 105H229ZM234 107H235V106H234ZM239 107H240V106H239ZM243 107H244V106H243ZM52 108L50 109V111L52 110ZM90 108H91V107L89 106V109H88V110H90ZM105 108H106V107H105ZM110 108H111V107H110ZM110 108H109V110H108L109 112H111V111H110ZM118 108H119V107H117V110H118ZM237 108H238V107H237ZM240 108H241V107H240ZM247 108H248V107H247ZM260 108H261V107H260ZM73 109H75V108L73 107ZM73 109H72V110H73ZM80 109L82 110L81 107H80ZM83 109H85V108H83ZM86 109H87V107H86ZM102 109H104V108H102ZM106 109H107V108H106ZM106 109H104V110H106ZM111 109H112V108H111ZM231 109H232V108H231ZM35 110H36V109H35ZM46 110H47V109H46ZM77 110H78V109H77ZM77 110H76V111H77ZM88 110H86V111H88ZM91 110H92V108H91ZM95 110L97 111V109H95ZM95 110H94V111H95ZM122 110H123V109H122ZM241 110H242V109H241ZM243 110H244V109H243ZM243 110H242L241 112H243ZM255 110H256V109H255ZM36 111H37V110H36ZM47 111H48V114H45V115L48 116L50 111H49V110H47ZM92 111H93V110H92ZM92 111H91V112H92ZM108 111H107V113H108ZM235 111H237V110H235ZM69 112H70V111H69ZM97 112H98V111H97ZM114 112H116V111H114ZM125 112H126V109H125ZM125 112H122L121 116H125V115L123 114V113H125ZM127 112H128V111H127ZM127 112H126V113H127ZM135 112H136V111H135ZM135 112H134V114H133V117H134V118H136V116H137V113H135ZM223 112H224V111H223ZM250 112H251V111H250ZM19 113H20V112H19ZM38 113H39V112H38ZM43 113H45V111H43ZM43 113H41V114H43ZM73 113H74V112H73ZM87 113H89V112H87ZM101 113H102V112L98 113V115H99V114L101 115ZM104 113H105V112H104ZM126 113H125V114H126ZM236 113H237V112H236ZM243 113H244V112H243ZM29 114H30V113H29ZM41 114H40V115H41ZM62 114H63V112H62ZM70 114H72V113L70 112ZM75 114H76V113H75ZM83 114H84V112H83ZM85 114H86V113H85ZM139 114H140V113H139ZM226 114H227V112H226ZM233 114H234V113H233ZM233 114H232V115H233ZM238 114H239V112H238ZM23 115H24V114H23ZM38 115H39V114H38ZM56 115H57V114H56ZM93 115H94V114H93ZM98 115H97V117H98ZM100 115H99V116H100ZM111 115H112V114H111ZM118 115H120V113H118ZM118 115H117V116H118ZM235 115H236V114H235ZM258 115H259V114H258ZM42 116H43V115H42ZM72 116H73V115H72ZM76 116H77V115H76ZM83 116H84V115H83ZM95 116H96V114H95ZM101 116H102V115H101ZM104 116H106V115L103 114V117H104ZM108 116H109V115H108ZM113 116H114V115H113ZM26 117H27V118H26ZM32 117H33L32 115H28V113H26V114H25V119H24V121L21 120V122L23 121V123H21L20 125H21V126H31V127H34V126H35V123H34V122L36 121V119L34 118V122H33V118H32ZM51 117H52V116H51ZM53 117H54V116H53ZM59 117H60V116H59ZM61 117H62V116H61ZM63 117H64V116H63ZM65 117H67V115H66ZM68 117H70V116H68ZM73 117H74V116H73ZM78 117H79V116H78ZM81 117H82V116H81ZM87 117H88V116H87ZM103 117H102V118H103ZM110 117H111V116H110ZM232 117H233V116H232ZM237 117H238V116H237ZM21 118H22V117H21ZM41 118H42V117H41ZM70 118H71V117H70ZM98 118H99V117H98ZM226 118H227V117H226ZM246 118H248V117H246ZM29 119H30V120H29ZM38 119H40L39 116H38ZM38 119H37V120H38ZM46 119H47V118H46ZM55 119H56V118H55ZM57 119H58V118H57ZM62 119L64 120V118H62ZM74 119H75V118H74ZM103 119H104V118H103ZM114 119H115V117H114ZM116 119H117V118H116ZM124 119H125V118H123V120H124ZM248 119H249V118H248ZM262 119H263V118H262ZM42 120H43V119H42ZM50 120H51V118H49V119L46 120V121H49L47 124H51V121H50ZM69 120H70V119H69ZM69 120H67V121H69ZM71 120H73V119H71ZM75 120H76V119H75ZM77 120H78V119H77ZM107 120H108V117H107ZM112 120H113V117H112ZM236 120H238V119H236ZM253 120H254V118H253ZM40 121H41V120H40ZM46 121H45V123H46ZM52 121H53V119H52ZM55 121H56V120H55ZM61 121H62V120H61ZM78 121H79V120H78ZM98 121H99V120H98ZM246 121H247V120H246ZM263 121H264V119H263ZM19 122H20V121H19ZM62 122H63V121H62ZM73 122H74V121H73ZM75 122H76V121H75ZM75 122H74V123H75ZM103 122H105V120H104ZM251 122H252V121H251ZM253 122H254V121H253ZM45 123H44V124H45ZM52 123H54V122H52ZM66 123H67V122H66ZM69 123H70V122H69ZM82 123H84V122H82ZM101 123H102V122H101ZM122 123H123V122H122ZM126 123H127V122H126ZM245 123H246V122L244 121L243 124H245ZM247 123H249V122H247ZM247 123H246V124H247ZM254 123H256V121H255ZM254 123H253V124H254ZM14 124H15V123H14ZM70 124H71V123H70ZM87 124H88V123H87ZM105 124H106V122H105ZM225 124H226V123H225ZM258 124H259V123H258ZM263 124H264V123H263ZM51 125H52V124H51ZM51 125H50V126L47 125V128L52 127ZM59 125H60V124H59ZM68 125H69V124H68ZM84 125H85V124H84ZM101 125H102V124H101ZM109 125H110V124H109ZM130 125H132V124L127 123V126H130ZM247 125H248V124H247ZM259 125H262V124H259ZM66 126H67V125H65V127H66ZM72 126H73V125H72ZM88 126H89V124H88ZM88 126H87V127H88ZM98 126H100V125H98ZM98 126H97V127H98ZM105 126H106V125H105ZM127 126H126V127H127ZM220 126H224V124H223V125H220ZM251 126H252V124H251ZM251 126H250V127H251ZM253 126H254V125H253ZM263 126H264V125H263ZM263 126H262V127H263ZM11 127H12V126H11ZM45 127H46V124H45ZM60 127H62V126L60 125ZM70 127H71V126H69V128H70ZM79 127H80V126H79ZM84 127H85V126H84ZM84 127H83V128H84ZM87 127H86L85 129L88 130ZM247 127H249V125H248ZM262 127H261V128H262ZM53 128H54V127H53ZM66 128H67V127H66ZM66 128H65V129H66ZM69 128H67V129L69 130ZM73 128H74V127H73ZM77 128H78V127H77ZM89 128H90V126H89ZM100 128H101V127H100ZM254 128H255V126H254ZM17 129H18V128H17ZM58 129H59V128H58ZM62 129H64V128H62ZM71 129H72V127L70 128V131H71V132H72V131L75 132V130H71ZM74 129H75V128H74ZM90 129H92V128H90ZM94 129H95V128H94ZM110 129H111V128H110ZM248 129H249V128H248ZM250 129H251V128H250ZM250 129H249V130H250ZM258 129H260V127H259ZM258 129H257V131H258ZM262 129H263V128H262ZM262 129H261V130H262ZM83 130H84V129H83ZM101 130H103V129L101 128ZM112 130H113V129H112ZM114 130H115V129H114ZM117 130H118V129H117ZM117 130H116V131H117ZM122 130H123V129H122ZM261 130H260V131H261ZM9 131H10V130H8V132H9ZM55 131H56V130H55ZM58 131H59V130H58ZM58 131H56V133H57ZM85 131H86V130H85ZM103 131H104V130H103ZM123 131H125V130H123ZM130 131H131V130H130ZM48 132H49V131H48ZM67 132H68V131H67ZM74 132H72L71 134H74ZM104 132H105V131H104ZM125 132H126V131H125ZM263 132H264V131H263ZM32 133H33V132H31V134H32ZM56 133H55V134H56ZM75 133H76V132H75ZM79 133H80V132H79ZM95 133H97V130H96ZM111 133H112V132H111ZM118 133L121 134V132H118ZM118 133H116V134L118 135ZM259 133H260V132H259ZM259 133H258V135H259ZM9 134H10V133H9ZM12 134H13V133H12ZM50 134H51V132H50ZM123 134H124V133H123ZM128 134H129V133H128ZM32 135H33V134H32ZM32 135H31V136H32ZM64 135H65V134H64ZM74 135H75V134H74ZM81 135H82V134H81ZM104 135H105V134H104ZM239 135H240V134H239ZM35 136H38V135H35ZM53 136H54V135H53ZM71 136H72V135H71ZM71 136H70V137H71ZM76 136H77V135H76ZM76 136H75V137H76ZM83 136H84V135H83ZM97 136H98V135H97ZM100 136H101V135H100ZM109 136H110V135H109ZM235 136H236V135H235ZM248 136H249V135H248ZM65 137H66V136H65ZM75 137H74L73 139H76ZM85 137H86V140L89 139L87 136H85ZM85 137H84V138H85ZM90 137H91V136H90ZM134 137H135V136H134ZM262 137H263V136H262ZM35 138H36V137H35ZM37 138H38V137H37ZM54 138H55V137H54ZM68 138H69V137H68ZM130 138H131V137H130ZM252 138H253V137H252ZM93 139H95V138H93ZM93 139H91V141H93ZM105 139H106V136H105ZM120 139H121V138H120ZM128 139H129V138H128ZM254 139H255V138H254ZM58 140H59V139H58ZM66 140H67V139H66ZM66 140H64V141L66 142ZM70 140H72V139H70ZM76 140H77V139H76ZM79 140H80V138H79ZM86 140H85V141H86ZM95 140H96V139H95ZM134 140H136V139L133 138V141H134ZM220 140H221V138H220ZM4 141H5V140H4ZM40 141H41V139H40ZM47 141H48V140H47ZM67 141H68V140H67ZM91 141H87V142L89 143V142H91ZM121 141H122V140H121ZM127 141H131V140H127ZM257 141H259V140L257 139ZM0 142H1V141H0ZM41 142H44V141H41ZM49 142H50V141H49ZM61 142H62V141H61ZM100 142H101V141H100ZM113 142H114V141H112V144H113ZM115 142H116V140H115ZM115 142H114V143H115ZM123 142H124V141H123ZM138 142H139V141H138ZM44 143H45V142H44ZM50 143H51V142H50ZM58 143H59V141H58ZM94 143H95V142H94ZM0 144H2V143H0ZM70 144H71V143H70ZM74 144H75V143H74ZM102 144H103V143H102ZM108 144L110 145L109 142H108ZM115 144H116V143H115ZM131 144L133 145V143H131ZM137 144H139V143H137ZM137 144H136V145H137ZM258 144H259V143H258ZM62 145H63V142H62ZM67 145H69V144L67 143ZM67 145H66V146H67ZM92 145H94V144L92 143ZM121 145H122V144H121ZM121 145H120V146H121ZM125 145H126V144H125ZM129 145H130V144H128L127 146L129 147ZM139 145H140V144H139ZM228 145H229V144H228ZM63 146H64V145H63ZM73 146H74V145H73V143H72V146H71V147H73ZM78 146H79V145H78ZM115 146H117V144L114 145V147H115ZM123 146H124V145H123ZM262 146H263V144H262ZM1 147H3V146H1ZM40 147L42 148V144H39L38 139H35V140L33 139V151H34L33 153H37V152L39 151ZM67 147H68V146H67ZM132 147H133V146H132ZM137 147H138V146H137ZM141 147H142V146H141ZM248 147H249V146H248ZM259 147H260V146H259ZM58 148H59V150H60V149L62 148V146H61V148H60V146H58ZM78 148H79V147H78ZM101 148H102V147H101ZM117 148H119V147L117 146ZM125 148H126V147H124L123 149H125ZM130 148H131V147H130ZM253 148H254V147H253ZM65 149H66V148H65ZM67 149H68V148H67ZM79 149H80V148H79ZM84 149H85V147H84ZM93 149H94V148H93ZM231 149H232V148H231ZM250 149H251V148H250ZM57 150H58V149H57ZM61 150H62V149H61ZM71 150H72V149H71ZM74 150H77V149L75 148ZM81 150H82V149H81ZM81 150H80V151H81ZM101 150H102V149H101ZM119 150H121V149H119ZM126 150L128 151V149H126ZM126 150H125V151H126ZM260 150H261V149H260ZM67 151H69V150H67ZM98 151H99V150H98ZM129 151H130V150H129ZM129 151H128V152H129ZM131 151H132V150H131ZM131 151H130V152H131ZM231 151H233V149H232ZM235 151L237 152V150H235ZM246 151H247V150H246ZM246 151H244V150H240V152H242L241 155L243 154V155H242V158H243V156L245 155V153H243V152H246ZM249 151H250V150H249ZM256 151H257V150H256ZM256 151H255V152H256ZM263 151H264V150H263ZM0 152H1V151H0ZM4 152H5V151H4ZM58 152H59V151H58ZM63 152H64V150H63ZM63 152H62V155H64ZM110 152H111V151H110ZM123 152H124V151L122 150V153H123ZM130 152H129V153H130ZM236 152H235V153H236ZM59 153H60V152H59ZM69 153H70V152H69ZM74 153H76V152H74ZM74 153L72 152V154H74ZM78 153H80V152H78ZM85 153H86V152H85ZM85 153H84V154H85ZM99 153H101V152L99 151ZM99 153H98V154H99ZM119 153H120V152H119ZM125 153H126V152H125ZM223 153H224V152H223ZM262 153H263V152H262ZM1 154H2V153H1ZM53 154H54V151L52 150V155H53ZM65 154H66V153H65ZM67 154H68V152H67ZM67 154H66V155H67ZM91 154H92V153H91ZM208 154H209V153H208ZM255 154H256V153H255ZM255 154H253V155H255ZM258 154H259V153H258ZM31 155H32V154H31ZM59 155H60V154H59ZM62 155H61V156H62ZM69 155H71V153H70ZM81 155H82V154H81ZM109 155H110V154H109ZM125 155H126V154H125ZM1 156H2V155H1ZM1 156H0V157H1ZM50 156H51V155H50ZM67 156H68V155H67ZM73 156H74V155H73ZM73 156L71 155L70 157H73ZM237 156H238V155H237ZM245 156H247V155H245ZM248 156H250L249 153H248ZM20 157H21V156H20ZM40 157H41V156H40ZM51 157H53V156H51ZM54 157H55V156H54ZM64 157H65V155H64ZM70 157H69V158H70ZM109 157H110V156H109ZM113 157H114V156H113ZM234 157H235V154H234ZM234 157H233V158H234ZM239 157H240V156H239ZM60 158H61V157H60ZM67 158H68V157H67ZM76 158L78 159V156H77V155H76ZM84 158H85V155H84ZM86 158H87V157H86ZM93 158H94V156H93ZM118 158H120V156H118ZM126 158H127V157H126ZM242 158H241V160H243ZM244 158H245V157H244ZM0 159H1V158H0ZM33 159H34V158H33ZM39 159H40V158H39ZM53 159H54V158H53ZM88 159H89V158H88ZM103 159H105V158H103ZM113 159H115V158H112V160H113ZM120 159H121V158H120ZM124 159H125V158H124ZM6 160H7V159H6ZM50 160H51V158H49V161H50ZM61 160H62V159H61ZM63 160H64V159H63ZM72 160H73V158H72ZM74 160H76V159L74 158ZM86 160H87V159H86ZM112 160H111V162H112ZM136 160H137V159H136ZM37 161H38V160H37ZM49 161H48V163H49ZM118 161H119V160H118ZM2 162H3V160H2ZM4 162H5V161H4ZM40 162L42 163V161H40ZM64 162H65V160H64ZM66 162H67V161H66ZM73 162H74V161H73ZM91 162H92V161H91ZM120 162H121V160H120ZM126 162H128V161H126ZM226 162H227V160H226ZM228 162H229V161H228ZM235 162H236V161H235ZM239 162H240V161H239ZM21 163H22V162H21ZM41 163H40V164H41ZM43 163H44V162H43ZM48 163H47V166L50 164V163H49V164H48ZM84 163H85V162H84ZM104 163H105V162H104ZM104 163H102V164L104 165ZM116 163H118V162H116ZM243 163H245V162H243ZM255 163H256V161H255ZM15 164H16V163H15ZM17 164H19V162H18ZM73 164H74V163H73ZM80 164H81V163H80ZM86 164H87V163H86ZM102 164H100V165H102ZM114 164H115V161H114ZM261 164L263 165V162H262ZM3 165H5V164L3 163ZM20 165H21V164H20ZM65 165H66V164H65ZM87 165H88V164H87ZM87 165H86V166H87ZM94 165H95V164H94ZM108 165H109V163H108ZM116 165H117V164H116ZM119 165H120V164H119ZM11 166H12V165H11ZM69 166H70V164H69ZM74 166H75V165H74ZM120 166L122 167V165H120ZM240 166H241V165H240ZM252 166H253V165H252ZM6 167H7V166H6ZM26 167H28V166H26ZM70 167H71V166H70ZM81 167H82V166H81ZM88 167H89V166H88ZM90 167H92V166H90ZM201 167H203V166H201ZM232 167H233V166H232ZM234 167H235V166H234ZM242 167H243V166H242ZM1 168H4V166L1 167ZM8 168H9V167H8ZM55 168H56V167H54V168H52V169L55 170ZM107 168H108V167H107ZM109 168H110V167H109ZM123 168H124V166H123ZM130 168H131V167H130ZM229 168H230V166H229ZM235 168H236V167H235ZM237 168H238V167H237ZM249 168L251 169V167H249ZM254 168H255V167H254ZM5 169H6V168H5ZM5 169H4V170H5ZM10 169H11V168H10ZM27 169H28V168H27ZM46 169H47V168H46ZM57 169H58V168H57ZM78 169H79V168H78ZM81 169H82V168H81ZM83 169H84V167H83ZM115 169H116V168H115ZM240 169H241V168H240ZM250 169H249V170H250ZM18 170H19V169H17V171H18ZM32 170H33V169H32ZM35 170H36V169H35ZM48 170L51 171V169H48ZM90 170H91V169H90ZM101 170H102V169H101ZM101 170H100V171H101ZM130 170H131V169H130ZM195 170H196V169H195ZM215 170H216V169H215ZM221 170H223V169H221ZM241 170H242V169H241ZM2 171H3V170H2ZM19 171H20V170H19ZM45 171H46V170H45ZM50 171H48V172H50ZM79 171H80V170H79ZM92 171H93V170H91V172H92ZM218 171H219V170H217V172H218ZM231 171H232V169H231ZM236 171H237V170H236ZM253 171H254V170H253ZM263 171H264V170H263ZM13 172H14V169H13ZM30 172H31V171H30ZM34 172H35V171H34ZM80 172H81V171H80ZM88 172H89V171H88ZM88 172H87V174H88ZM95 172H96V171H95ZM130 172H131V171H130ZM249 172H251V171H249ZM257 172H258V171H257ZM257 172H256V174H257ZM9 173H10V172H9ZM35 173H36V172H35ZM59 173H60V172H59ZM59 173H58V174H59ZM21 174H23V173H21ZM24 174H25V173H24ZM24 174H23V175H24ZM27 174H28V173H27ZM27 174H26V175H27ZM33 174H34V173H33ZM41 174H42V173H41ZM46 174H47V173H46ZM46 174H45V175H46ZM240 174H241V173H240ZM258 174H259V173H258ZM258 174H257V175H258ZM37 175H38V174H37ZM48 175H49V174H48ZM50 175L52 176V175H54V174H50ZM62 175H63V174H62ZM84 175H85V173H84ZM92 175H93V174H92ZM109 175H110V174H109ZM109 175H108V176H109ZM201 175H202V174H201ZM238 175H239V174H238ZM244 175H245V174H244ZM252 175H253V174H252ZM262 175H264V173H263ZM39 176H40V175H39ZM43 176H44V175H43ZM58 176H59V175H58ZM110 176H112V175H110ZM250 176H251V175H250ZM17 177H18V176H17ZM27 177H28V176H27ZM44 177H45V176H44ZM47 177H49V176H46V178H47ZM55 177H56V176H55ZM59 177H60V178L62 177L61 174H60ZM85 177H86V176H85ZM98 177H99V175L97 176V178H98ZM234 177H235V176H234ZM243 177H245V176H243ZM20 178H21V177H20ZM22 178H24V176H23ZM25 178H26V177H25ZM28 178H29V177H28ZM46 178H45V179H46ZM60 178H58V179H60ZM65 178H66V177H65ZM221 178H222V177H221ZM232 178H233V177H232ZM254 178H255V177H254ZM26 179H27V178H26ZM39 179H40V178H39ZM41 179H42V178H41ZM53 179H54V177H53L51 180L53 181ZM75 179H76V178H75ZM83 179H84V178H83ZM86 179L88 180L89 178H86ZM98 179H99V178H98ZM255 179H257V178H255ZM259 179H260V178H259ZM20 180H21V179H20ZM22 180H23V179H22ZM27 180H28V179H27ZM47 180H48V178H47ZM63 180H64V179H63ZM78 180H79V179H78ZM202 180H203V179H202ZM204 180H205V179H204ZM230 180H231V179H230ZM233 180H234V179H233ZM241 180H242V179H241ZM262 180H263V179H262ZM33 181H35V180H33ZM39 181H41V180H39ZM49 181H50V180H49ZM57 181H58V180H57ZM69 181H70V180H69ZM91 181H92V180H91ZM96 181H97V180H96ZM236 181H237V179H236ZM256 181H257V180H256ZM258 181H260V180H258ZM47 182H48V181H47ZM66 182H67V181H66ZM246 182H248V181H246ZM254 182H255V181H254ZM254 182H253V183H254ZM14 183H15V181H14ZM20 183H21V182H20ZM27 183H31V184H32V181L30 180V182H27ZM34 183H36V181H35ZM44 183H46V182H44ZM54 183H55V182H54ZM59 183H60V182H59ZM91 183H92V182H91ZM94 183H95V182H94ZM102 183H103V182H102ZM226 183H227V182H226ZM228 183H229V182H228ZM243 183H244V182H243ZM24 184H25V182H24ZM36 184H37V183H36ZM36 184H35V185H36ZM38 184H40V182H39ZM38 184L36 185L37 187L34 186V185H33V186H34L35 188H38ZM48 184H50V183H48ZM85 184H86V183H85ZM85 184H84V185H85ZM89 184H90V183H89ZM89 184H88V185H89ZM95 184H96V183H95ZM95 184H94V185H95ZM212 184H213V183H212ZM217 184H218V183H217ZM221 184H222V183H221ZM235 184H236V183H235ZM237 184H238V182H237ZM259 184H260V183H259ZM262 184H264V183H262ZM19 185H20L19 188H21V185H22V184H19ZM41 185H42V183H41ZM41 185H40V186H41ZM43 185H45V184H43ZM59 185H60V184H59ZM98 185H99V184H98ZM98 185H96V186H94V187H97ZM102 185H103V184H102ZM214 185H215V184H214ZM222 185H223V184H222ZM256 185H257V184H256ZM22 186H23V185H22ZM27 186H28V185H27ZM29 186H30V185H29ZM29 186H28V187H29ZM31 186H32V185H31ZM40 186H39V187H40ZM56 186H57V185H55L54 187H56ZM225 186H226V185H225ZM227 186H228V184H227ZM231 186H232V185H231ZM251 186H252V185H251ZM262 186L264 187V185H262ZM262 186H259V188L262 187ZM23 187H24V186H23ZM42 187H43V186H42ZM48 187H50V186L48 185ZM61 187H62V185H61ZM73 187H74V186H73ZM212 187H213V186H212ZM238 187H239V184H238ZM238 187H237V188H238ZM253 187H255V186L253 185ZM10 188H12V187H10ZM19 188H17V189L19 190ZM30 188H31V187H30ZM62 188H63V187H62ZM98 188H99V187H98ZM120 188H121V187H120ZM219 188H220V187H219ZM232 188H233V187H232ZM243 188H244V187H243ZM249 188H250V187H249ZM23 189H24V188H23ZM25 189H27V188H25ZM31 189H33V188H31ZM43 189H44V190H47V186H45ZM52 189H53V188L51 187L50 192H53V191H54V189H53V191H51ZM60 189H61L60 187L57 188V191H59ZM63 189H64V188H63ZM86 189H87V188H86ZM104 189H105V188H104ZM104 189H103V190H104ZM122 189H123V188H122ZM252 189H253V188H252ZM28 190L30 191L29 188H28ZM38 190H39V189H38ZM70 190H72V189H70ZM99 190H101V189H98V191H99ZM216 190H217V189H216ZM240 190H242V188H241ZM255 190H256V189H255ZM255 190H254L253 192H255ZM263 190H264V189H263ZM23 191H24V190H22V192H23ZM26 191H27V190H26ZM26 191H25V192H26ZM31 191H32V190H31ZM31 191H30V193H31ZM34 191H35V189H34ZM36 191H37V189H36ZM55 191H56V190H55ZM62 191H63V190L61 189V192H62ZM64 191H65V190H64ZM72 191H73V190H72ZM84 191H86V190H84ZM250 191H251V190H250ZM259 191H260V190H259ZM259 191H258V194H259ZM25 192H24V193H25ZM27 192H28V191H27ZM27 192L25 193L26 196H27ZM48 192H49V191H48ZM82 192H83V191H82ZM86 192H87V191H86ZM246 192H247V191H246ZM256 192H257V190H256ZM46 193H47V192H46ZM57 193H59V192H57ZM219 193H220V192H219ZM16 194L18 195V194H20V192H19V193L17 192ZM21 194H22V193H21ZM21 194H20V195H21ZM31 194H32V196H33L35 193H34V194L31 193ZM38 194H39V193H38ZM54 194H55V193H54ZM84 194H85V193H84ZM223 194H224V193H223ZM238 194H239V193H237V192H233V193L231 194V198L234 199V200L237 199V198H238ZM240 194H241V193H240ZM240 194H239V195H240ZM244 194H245V193H244ZM248 194H249V193H248ZM250 194H251V193H250ZM262 194H263V193H262ZM13 195H15V194H13ZM20 195H19V196H20ZM36 195H37V194H36ZM96 195H97V194H96ZM96 195H95V196H96ZM111 195H113V194H111ZM115 195H116V193H115ZM260 195H261V193H260ZM10 196H11V194H10ZM19 196H18V197H19ZM21 196H22V195H21ZM24 196H25V195H24ZM40 196H41V195H40ZM69 196H70V195H69ZM78 196H81V195L78 194ZM88 196H89V195H88ZM217 196H218V195H217ZM222 196H224V195H222ZM245 196H246V195H245ZM257 196H259V195H257ZM257 196H256V197H257ZM2 197H3V196H2ZM15 197H16V196H15ZM28 197H29V196H28ZM35 197H36V196H35ZM41 197H42V196H41ZM58 197H60V195H59ZM81 197H82V198H81V200H82L84 197H83V196H81ZM247 197H248V196H247ZM254 197H255V196H254ZM254 197H253V198H254ZM11 198H12V196H11ZM37 198H38V197H37ZM53 198H56V197H53ZM61 198L64 199L63 197H61ZM61 198H60V199H61ZM103 198H104V197H103ZM226 198H227V197H226ZM258 198H260V197H258ZM19 199H21V198L19 197ZM45 199H48V197L45 196ZM62 199H61V200H62ZM93 199H94V198H93ZM219 199H220V198H219ZM263 199H264V197H263ZM263 199H262V201H263ZM25 200H26V199H25ZM29 200H30V198H29ZM61 200H60V201H61ZM94 200H95V199H94ZM102 200H103L102 198L99 200L100 203H96V201H95V202L93 201L94 206H95L96 208L99 207V208L101 209V208H102V206H101V204H102ZM221 200H222V199H221ZM227 200H228V198H227ZM13 201H14V200H13ZM15 201H16V200H15ZM43 201H44V200H43ZM46 201H47V200H46ZM50 201H53V200H50ZM55 201H56V200H55ZM78 201H79V200H77V203H78ZM224 201H225V200H224ZM238 201H239V200H238ZM39 202H40V201H39ZM71 202H72V200H71ZM241 202H242V201H241ZM260 202H261V201H260ZM8 203H9V202H8ZM29 203H30V202H29ZM40 203H41V202H40ZM49 203H50V202H49ZM56 203H57V202H56ZM69 203H70V202H69ZM72 203H73V202H72ZM256 203H257V202H256ZM13 204H14V202H13ZM13 204H12V205H13ZM15 204H16V203H15ZM23 204H24V202H23ZM33 204H34V203H33ZM50 204H51V203H50ZM53 204H54V203H53ZM59 204H60V203H59ZM61 204H62V203H61ZM70 204H71V203H70ZM99 204H100V205H99ZM257 204H258V203H257ZM12 205H11V206H12ZM44 205H45V202H44ZM74 205H75V204H74ZM76 205H77V204H76ZM76 205H75V207H76ZM11 206H10L9 204H8L7 206H4V205L0 204V220H1V214H3L4 212H6V209H9ZM22 206H23V205H22ZM26 206L29 207V204H28V205L25 204V207H26ZM30 206H31V205H30ZM45 206H46V205H45ZM45 206H43V207H45ZM51 206H52V205H51ZM56 206H57V205H56ZM246 206H247V205H246ZM248 206H249V205H248ZM258 206H259V205H258ZM43 207H42V208H43ZM75 207H74V208H75ZM77 207H78V206H77ZM216 207H218V206H216ZM260 207H261V206H260ZM11 208H12V207H11ZM11 208H10V209H11ZM65 208H66V206H65ZM99 208H98V209H99ZM34 209H35V208H34ZM80 209H81V208H80ZM252 209H253V208H252ZM261 209H263V207H262ZM18 210H19V209H18ZM22 210H23V209H22ZM28 210H29V208H28ZM28 210H27V212H28ZM35 210H37V209H35ZM44 210H45V208H44ZM66 210H67V209H66ZM72 210H73V209H72ZM72 210H71V211H72ZM75 210H76V209H75ZM246 210H247V209H246ZM256 210H258V209H256ZM15 211H16V210H15ZM48 211H49V210H48ZM81 211H82V210H81ZM19 212L23 213V211H20V210H19ZM31 212H32V211H31ZM40 212H41V211H40ZM75 212H76V211H75ZM95 212H96V211H95ZM162 212H163V211H162ZM14 213H15V212H14ZM24 213H25V212H24ZM29 213H30V211H29ZM46 213H48V212L46 211ZM49 213H50V212H49ZM73 213H74V212H73ZM77 213H78V211H77ZM102 213H104V212H102ZM250 213H252V212H250ZM260 213H261V212H260ZM262 213H263V211H262ZM19 214H20V213H19ZM19 214H18V215H19ZM50 214H51V213H50ZM50 214H49V215H50ZM52 214H53V213H52ZM256 214H257V213H256ZM258 214H259V213H258ZM258 214H257V215H258ZM36 215H37V214H36ZM55 215H56V214H55ZM55 215H54V216H55ZM61 215H62V213H61ZM61 215H60V216H61ZM65 215H66V214H65ZM74 215H76V214L74 213ZM96 215H97V214H96ZM260 215H261V214H260ZM260 215H259V217H260ZM20 216H21V215H20ZM22 216H23V214H22ZM50 216H52V215H50ZM67 216H70V215L68 214ZM156 216H157V215H156ZM255 216H256V215H255ZM16 217L19 218V216H16ZM23 217H25V216H23ZM28 217H30V216H28ZM52 217H53V216H52ZM63 217H64V216H63ZM98 217L101 218V215L99 214ZM20 218H22V217H20ZM68 218H69V217H68ZM245 218H246V217H245ZM29 219H30V218H29ZM29 219H27V220H29ZM32 219H33V218H32ZM65 219L67 220V218H65ZM8 220H9V219H8ZM24 220H26V218H24ZM33 220H34V219H33ZM33 220H32V221H33ZM62 220H64V219L62 218ZM84 220L88 223V225H87L86 227L89 226V228H87V229H89L90 231H92L93 224H92L91 221L89 220L87 214H84ZM246 220H247V219H246ZM246 220H245V221H246ZM257 220H258V219H257ZM5 221H6L7 223H9L10 220L7 221V219H5L3 222H5ZM67 221H68V220H67ZM74 221H75V219H74ZM248 221H249V220H248ZM12 222H13V221H12ZM42 222H43V221H42ZM44 222H45V221H44ZM263 222H264V221H263ZM39 223H40V221H39ZM39 223H38V225H39ZM53 223H54V222H53ZM57 223H59V222H57ZM79 223H80V221H79ZM79 223H78V224H79ZM137 223H138V222H137ZM3 224H6V223H3ZM9 224H10V223H9ZM9 224H8V225H5V227L8 228ZM24 224H27V222L24 223ZM69 224H73V223H69ZM253 224H255V222L252 223V226H253ZM10 225L12 226V224H10ZM34 225H35V224H34ZM258 225H259V224H258ZM26 226H27V225H26ZM28 226H31V224H28ZM40 226H41V225H40ZM74 226H75V225H74ZM80 226H81V225H80ZM80 226H78V228H79ZM254 226H255V225H254ZM1 227H2V226H1ZM31 227H32V228L34 227L33 224H32ZM31 227H30V229H31ZM63 227H64V226H63ZM247 227H248V226H247ZM249 227H250V226H249ZM261 227L263 228L262 225H261ZM2 228H3V227H2ZM18 228H19V227H18ZM24 228H25V227H24ZM35 228H36V227H35ZM64 228H65V227H64ZM8 229H9V228H8ZM45 229H46V228H45ZM79 229H80V228H79ZM253 229H254V227H253ZM3 230H4V229H3ZM9 230H11V228H10ZM9 230H8V232H9ZM18 230H19V229H18ZM20 230H21V229H20ZM26 230H27V228H26ZM31 230H32V229H31ZM37 230H38V229H37ZM41 230H42V227H41ZM75 230H76V229H75ZM75 230H74V233H75ZM260 230H261V229H260ZM5 231H6V230H5ZM23 231H24V229L22 230V234H23ZM28 231H29V229H28ZM34 231H35V230H34ZM47 231H48V230H47ZM50 231L52 232V229H51ZM57 231H59V230H57ZM61 231H62V230H61ZM76 231H77V230H76ZM80 231H81V230H80ZM248 231H249V229H248ZM8 232H7V233H8ZM26 232H27V231H26ZM32 232H33V230L30 232V234H31ZM69 232H70V231H69ZM69 232H68V233H69ZM84 232H85V231H84ZM92 232H93V231H92ZM238 232H239V231H238ZM249 232H250V231H249ZM259 232H260V231H259ZM0 233H1V231H0ZM10 233H11V232H10ZM27 233H28V232H27ZM54 233H55V232H54ZM243 233H244V232H243ZM250 233H251V232H250ZM260 233H262V232H260ZM5 234H6V233H5ZM16 234H17V233H16ZM16 234H15V235H16ZM24 234H26V233L24 232ZM65 234H66V233H65ZM239 234H241V233H239ZM1 235L3 236L4 233L1 234ZM18 235L20 236V235H21V232H20V234H19V232H18ZM18 235H16V237H17ZM26 235H28V234H26ZM41 235H42V233H41ZM67 235H68V234H67ZM72 235H73V234H72ZM85 235H86V234H85ZM241 235H242V234H241ZM250 235H251V234H250ZM257 235H258V234H257ZM4 236H5V235H4ZM10 236H11V235H10ZM10 236H9V239H10ZM21 236H22V235H21ZM33 236H35L34 233H32V236H31V237H33ZM43 236H44V234H43ZM63 236H65V235H63ZM80 236H82V235H80ZM83 236H84V235H83ZM6 237H8V236H5V238H6ZM22 237H23V236H22ZM22 237H21V238H22ZM24 237H25V235H24ZM31 237H30V238H31ZM35 237H36V236H35ZM35 237H33V238H35ZM46 237H47V236H46ZM61 237H62V236H61ZM247 237H248V236H247ZM250 237H251V236H250ZM252 237H253V236H252ZM0 238H2V237L0 236ZM5 238H3L2 240H4ZM13 238H14V237H13ZM13 238H12V239H13ZM19 238H20V237H19ZM21 238H20V239H21ZM28 238H29V237H28ZM38 238H40V236H39ZM44 238H45V236H44ZM57 238H58V237H57ZM59 238H60V237H59ZM59 238H58V239H59ZM64 238H65V239H64ZM71 238H72V237H71ZM71 238H70V239H71ZM244 238H245V237H244ZM20 239H18V241H20ZM22 239H23V238H22ZM22 239H21V240H22ZM24 239L27 240L26 237H25ZM31 239H32V238H31ZM35 239H36V238H35ZM47 239H49V238L47 237ZM47 239L45 238V240H47ZM63 239L66 240V237H63ZM63 239H62V240H63ZM79 239H80V238H79ZM251 239H252V238H250L249 240H251ZM2 240H1V241H2ZM26 240H24V241H26ZM28 240H29V239H28ZM55 240H56V239H55ZM80 240H81V239H80ZM82 240H83V239H82ZM85 240H86V239H85ZM85 240H84V241H85ZM87 240L89 241V239H87ZM246 240H247V239H246ZM1 241H0V242H1ZM16 241H17V240H16ZM18 241H17V243H20V242H21V241H20V242H18ZM29 241H30V240H29ZM29 241H27V242L29 243ZM32 241L35 242L34 240H32ZM36 241H40V240H37V239H36ZM52 241H53V240H52ZM72 241H73V239H72ZM98 241H99V240H98ZM251 241H252V240H251ZM253 241H254V240H253ZM256 241H257V240H256ZM2 242H3V241H2ZM4 242L7 243L6 241H4ZM10 242H12L11 239H10ZM10 242L8 241V243H10ZM14 242H15V240H14ZM69 242H70V241H69ZM69 242H68V243H69ZM82 242H83V241H82ZM241 242H242V241H241ZM30 243H31V242H30ZM37 243H38V242H37ZM39 243H40V242H39ZM42 243H45V242H42ZM59 243H60V242H59ZM65 243H66V242H65ZM80 243H81V241H80ZM83 243H84V242H83ZM83 243H82V244H83ZM254 243H255V241H254ZM256 243H257V242H256ZM1 244H2V243H1ZM3 244H4V243H3ZM10 244H12V243H10ZM33 244H34V243H33ZM33 244H32V245H33ZM60 244H61V243H60ZM60 244H59V245H60ZM62 244H63V243H62ZM66 244H67V243H66ZM193 244H194V243H193ZM239 244H240V243H239ZM257 244H258V243H257ZM4 245H5V244H4ZM4 245H1V246H4ZM12 245H13V244H12ZM12 245H11V246H12ZM14 245H15V243H14ZM14 245H13V246H14ZM28 245H29V244H28ZM30 245H31V244H30ZM35 245H38V244H36V242H35ZM41 245H42V244H41ZM41 245H40V246H41ZM50 245H51V244H50ZM55 245H56V244H55ZM83 245H84V244H83ZM261 245H262V244H261ZM6 246H7V245H6ZM6 246H5V247H6ZM9 246H10V245H9ZM22 246H23V245H22ZM24 246H25V245H24ZM48 246H49V245H48ZM51 246H52V245H51ZM56 246H57V245H56ZM56 246H55V247H56ZM60 246H61V245H60ZM66 246H67V245H66ZM229 246H230V245H229ZM239 246H240V245H239ZM253 246H254V245L252 244V247H253ZM5 247H4V248H5ZM7 247H8V246H7ZM7 247H6V248H7ZM27 247H28V246H27ZM41 247H42V246H41ZM45 247H46V246H45ZM45 247H44V248H45ZM63 247H64V246H62V248H63ZM81 247H82V245H81ZM83 247H84V246H83ZM190 247H192V246H190ZM195 247H196V246H195ZM225 247H226V246H225ZM227 247H228V246H227ZM258 247H259V246H258ZM1 248H2V247H1ZM1 248H0V249H1ZM6 248H5V250L7 251V249H9V247H8L7 249H6ZM10 248L13 249V247H10ZM21 248H22V247H21ZM24 248H25V247H24ZM32 248H33V247H32ZM42 248H43V247H42ZM180 248H181V247H180ZM187 248H188V247H187ZM237 248H238V247H237ZM249 248H250V247H249ZM260 248H261V247H260ZM14 249H15V247H14ZM18 249H20V248H18ZM18 249H16V250H18ZM25 249H26V248H25ZM30 249H31V248H30ZM52 249H53V248H52ZM67 249H68V248H67ZM67 249H66V250H67ZM74 249H78L77 246H76V248H74ZM192 249H194V248H192ZM224 249H225V248H224ZM226 249H228V248H226ZM241 249H242V246H241ZM261 249H262V248H261ZM261 249H260V250H261ZM2 250H3V249H2ZM38 250H39V248H38ZM38 250H35V251L37 252ZM40 250L43 251V252H46L45 250H42V249H40ZM40 250H39L38 253L41 255ZM50 250H51L50 248L47 250V251H49L48 254L51 253ZM53 250H54V249H53ZM83 250H84V249H83ZM185 250H187V249H185ZM229 250H230V249H229ZM251 250H252L251 252H255V251L258 252L257 250H255V251H254L253 249H251ZM24 251H26V253H27L29 250H28V251H27V250H24ZM57 251H58V250H57ZM69 251H70V250H69ZM79 251H80V250H79ZM232 251H233V250H232ZM234 251H235V250H234ZM17 252H18V251H17ZM22 252H23V251H22ZM22 252H21V253H22ZM30 252H32V251H30ZM33 252H34V250H33ZM36 252H35V253H36ZM43 252H42V253H43ZM61 252H62V251H61ZM67 252H68V251H67ZM76 252H77V250H76V251L74 250L73 254H76ZM187 252H189V251L187 250ZM221 252H222V251H221ZM7 253H8V252H7ZM9 253H10V252H9ZM12 253H14V252H12ZM24 253H25V252H24ZM52 253H53V252H52ZM58 253H59V251H58ZM70 253H71V252H70ZM83 253H84V251H83ZM219 253H220V252H219ZM32 254H33V253H32ZM39 254H37V255H39ZM43 254H44V253H43ZM48 254H47V255H48ZM73 254H71V255H73ZM78 254H79V253H78ZM230 254H231V253L229 252V255H230ZM233 254L236 255L235 253H233ZM240 254H241V252H240ZM252 254H253V253H252ZM263 254H264V253H263ZM13 255H14V254H13ZM22 255H23V253H22ZM76 255H77V254H76ZM91 255H92V254H91ZM91 255H90V256H91ZM191 255H192V254H191ZM218 255H222V254H218ZM227 255H228V254H227ZM241 255H242V254H241ZM246 255H247V254H246ZM250 255H251V253L249 254V256H250ZM255 255H256V254H255ZM255 255H254V256H255ZM3 256H5V255L3 254ZM31 256H32V255H31ZM42 256H43V255H42ZM44 256H45V255H44ZM44 256H43V258H41V259H45ZM54 256H56V254H54ZM58 256H59V255H58ZM62 256H63V255H62ZM66 256H67V255H66ZM81 256H82V255H81ZM83 256H84V255H83ZM188 256H189V255H188ZM197 256H198V255H197ZM208 256H209V255H208ZM216 256H217V254H216ZM225 256H226V254H224V257H225ZM8 257H9V255H8ZM27 257L29 258V256H27ZM34 257H35V258H33V259H36V260H37L38 256H37V258H36V255H35ZM39 257H41V256H39ZM49 257H50V255H49ZM52 257H53V256H52ZM67 257H68V256H67ZM67 257H66V258H67ZM79 257H80V256H78V258H79ZM175 257H176V256H175ZM203 257H204V256H203ZM238 257H239V256H238ZM247 257H248V256H247ZM252 257H253V256H252ZM255 257H256V256H255ZM9 258H10V257H9ZM59 258H61V257H59ZM59 258H58V259H59ZM73 258H74V257H73ZM94 258H95V257H94ZM118 258L120 259V257H118ZM228 258H229V257H228ZM240 258H241V257H240ZM249 258H250V257H249ZM256 258H257V257H256ZM7 259H8V258H6V261H7ZM19 259H20V258H19ZM33 259H32V260H33ZM38 259H40V258H38ZM56 259H57V258H56ZM85 259H86V258H85ZM85 259H84V260H85ZM177 259H179V258H177ZM211 259H212V257H211ZM224 259H226V258H224ZM236 259H237V256H236ZM242 259H243V258H242ZM242 259H241V260H242ZM250 259H251V258H250ZM250 259H249V260H250ZM14 260H16V259H14ZM23 260H25V259H22V261H23ZM51 260H52V258H51ZM60 260H63V258H61ZM60 260H57V261H60ZM64 260H65V258H64ZM68 260H70V259L67 258L66 261L68 262ZM71 260H73V261H77V260H74V259H71ZM78 260H79V259H78ZM106 260H107V259H106ZM106 260H105V261H106ZM255 260H256V259H255ZM8 261H9V260H8ZM16 261H17V260H16ZM16 261H15V262H16ZM34 261H35V260H34ZM52 261H53V260H52ZM73 261H70V262H73ZM85 261H86V260H85ZM180 261H181V260H180ZM210 261H211V260H210ZM223 261H224V260H223ZM226 261L228 262V264L230 263V262H229V259L226 260ZM242 261L244 262V259H243ZM242 261H241V262H242ZM0 262H1V261H0ZM17 262H18V261H17ZM17 262H16V263H17ZM19 262H21V261L19 260ZM43 262H44V260H43ZM46 262H49V261L46 260ZM54 262H55V261H54ZM67 262H66V263H67ZM70 262H68V263H70ZM110 262H111V261H110ZM206 262H207V261H206ZM227 262H226V263H227ZM243 262H242V263H243ZM248 262H249V261L247 260V263H248ZM254 262H255V261H254ZM9 263H11V262L9 261ZM13 263H14V262H13ZM21 263H23V262H21ZM21 263H20V264H21ZM32 263H33V262H32ZM49 263H50V262H49ZM61 263H62V261H61ZM74 263H75V262H74ZM74 263H73V264H74ZM76 263H77V262H76ZM80 263H81V262H80ZM112 263H113V262H112ZM176 263H177V262H176ZM213 263H214V262H213ZM239 263H240V262H239ZM245 263H246V258H245ZM247 263H246V264H247ZM257 263H259L258 258H257ZM257 263H256V264H257ZM41 264H44V263L41 262ZM46 264H47V263H46ZM53 264H54V263H53ZM57 264H58V263H57ZM64 264H65V262H64ZM71 264H72V263H71ZM78 264H79V262H78ZM81 264H83V262H82ZM85 264H86V263H85ZM105 264H106V263H105ZM217 264H219V263H217ZM222 264H223V263H222ZM231 264H232V263H231ZM249 264H250V263H249Z\"/></svg>",
    "mask_w": 264,
    "mask_h": 264
}]
</instances>
